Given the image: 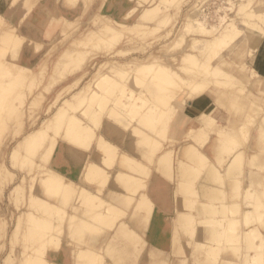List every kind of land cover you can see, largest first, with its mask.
<instances>
[{
    "label": "rangeland",
    "instance_id": "1",
    "mask_svg": "<svg viewBox=\"0 0 264 264\" xmlns=\"http://www.w3.org/2000/svg\"><path fill=\"white\" fill-rule=\"evenodd\" d=\"M68 1L67 0H47V2H46V0H0V41H1L0 42V47H2L3 45H6V43L9 42L8 41L9 39L7 40V36H6L5 33L8 32L11 29L16 31L17 33H19L23 37L20 40V42H19L20 45L18 44L19 47H16L18 45H16L15 43L14 44L16 46L12 45V44L10 45L11 49L9 51H8V49L6 50L7 51V53H6L7 55L4 57V59L7 60V59H9V57H14L15 55H20V54L22 55L21 52H23L22 60L25 61V62H28L27 65L29 67H32L31 70H32V72L34 74V75L33 74H31V75L27 74L23 70L22 71L24 73L23 76L26 77V79L23 78V81L21 80V81H18V82H13L10 85H8V82H9L8 80H7L8 82L5 81L7 79V77H6L5 80L3 79L4 80L3 82L0 81L1 82L0 86L3 85V88H4L3 90L0 89V91L2 92V93H0V99H2L4 97L2 99V101L0 100L1 101L0 105L2 104L0 106V126H1V129H0V173H1L0 174V264H11V262H12V264H21L20 261H24V260H22L23 258L21 259V257L24 254H21L20 257H19V253H21V251H23V252L25 251L24 252L25 255H30L28 257L29 260H30V257L31 258L32 257L34 258L35 256L37 257L39 252H42V250L45 249V248L47 249L45 251V255L51 256V253L53 252L51 250H52V248L54 246V245H52V243L54 244V242L57 239H58V241L61 242V244L63 243L64 245H66V247L68 246L70 249H72V255L73 256L75 255L76 251H78L79 249H83L84 247L87 248L88 245L91 246L93 253H96L95 255H97V257L102 255L101 256L102 259L98 258V260L99 259L102 260V264H111L109 262L110 258H112V260H119L120 262L122 260L121 264H187L188 261L190 263H192V264H201L200 263L201 261H202V263L205 262V264H206L207 258H209V256H210V258L208 260L209 261L211 260L210 262H212V263H209V264H219L220 258L222 256H225V255H228V254H231V256L234 258V261H235L234 264H256V263L258 264L257 260L260 261L259 259L252 260L254 258L249 259V256L252 255L254 257V256H257L260 253V254H262V255H260V257H261L260 259L264 258V247H261V246H264V245H260V244L257 243V244H254V245H250L248 247V246H246L248 243H245V238H246L247 234H246V236H244V235H245V233H246V231H247V229H248V227L250 225H253L252 227L257 226L258 227V228L256 227L257 230H259V228L262 229V226H260V223L257 224L256 221H254L256 218H254L255 215H252V213L253 212L255 213L256 209H255V207H253L254 205L252 206L250 204H252L254 202V200H255V199L252 200V197L256 193V190L259 191V196H261L262 193H260V192L264 191L263 190L264 189L263 188L264 187V182L263 183H259V184H249L250 187L252 186L251 187L252 190H254L253 188H255V190H254L255 193H253V194L251 192L252 191L251 189L248 190L247 193L248 194H252L251 198H250L249 195H248V197H247V195H245V196L241 195V194L246 193V192L243 191V189L244 188L247 189L248 185H243L242 182H241L242 179H240V177L242 178L243 175H244V173H243V165L244 164H245L244 166L247 168V170L249 169L248 170L249 177H251L250 174H251V170L252 169H255L257 173H260V172L264 173L263 167H260L261 161L264 162V153H263V151H262V153L260 151L259 155L257 156V154H255L253 152L254 151L253 150V146H251L252 143L255 140L254 139V135L255 134L257 135V132H255V131H256V127H257V125L259 123V120H262V118H264V115L262 114V113H264V34L262 32H260L258 30H255V29H253L251 27H247L246 26V27H244L242 29V33L237 38L236 42L234 44H232L227 49V51L220 52L215 57H213V55L210 54V56L206 58V59L210 60L213 57L210 60V62H209L210 66L219 64V62L222 61V58H221L222 54L225 55V58H226L227 61L232 59V60L229 61L228 64H220V66L217 67L216 70H218L220 72V74H222L224 76V78H226V81L230 80L231 82H234L236 86L233 85L234 87H232V85H230L231 82L230 83L229 82L226 83L225 79L222 78L221 75H220L221 78H219L220 76H218L217 79L214 78V79L218 80L219 82L223 81L222 85H224L225 87H222V85L219 84V85H221V87L218 86L217 87V91L218 90L221 91L220 93H222L224 91V94L226 95V97H225V95L219 93V97L220 98L222 97L221 99H223V101L220 98H218L222 102L218 100L219 102H221L220 104H218L219 102L217 101L216 106L213 109L211 115L214 118H216V119H221L220 120L221 122H219V123H221V125H224V126H225L226 122L223 121L222 119H224V118L231 119L230 120L231 123H227L225 127L230 126L231 124H233V125H231L232 126L231 129L235 130L234 134H235L236 139L239 137L237 141L235 140V137H234V140L236 141L235 144L233 143V141L231 142L230 140H229L228 144H226L227 139L224 140L223 138H221V139H223L225 141V143H224V141L220 142V144H221L220 147H222V145H223L225 148H227L228 147L227 145L230 144L229 145L230 148L226 149V150H229L233 146V145L231 146V144H234V147L231 150L235 149L234 152H236V153H237V150H238V152L241 151L240 152L241 154L237 153V154H239L237 156V155H234L235 153L232 152L231 150L228 151L229 153L232 152V153L229 154V153H226L227 152L226 150L225 151L222 150L223 151L222 152L221 149H220V151L222 152L221 155H223L224 157L223 156H221V157L217 156V158H221L220 160H222L224 158V160H226V162H227V160H229L230 157H233V156H234V158L237 157V158H235L236 160L235 159L234 160L238 161L237 159L238 158L240 159V157L242 156V158L240 160L241 161V165H240V163L239 164L237 163L239 165V167H240V168H238V170H240V171L242 170L241 173H239L241 175L238 174L239 175L238 178L240 179V180L238 179L240 181V184H239L240 186L238 184L237 185L235 184L237 186V188H238L237 193H235L236 191H232L233 193H230V196H229L230 199L233 201L231 204H233V203L236 204L237 202L239 203V204H236V205H238V208L236 207V205L235 206L234 205H230V206H232V208L236 207L234 209H237V212L239 213V214L236 213L235 211H233L232 208H230L231 209L230 213L232 212L230 214L231 215L230 218H232V214H235V217H234V215H233V217L236 218L235 220H237V221L239 220L237 224L235 223L237 221L233 222L234 225H233V223H231V220L233 221L234 218L229 219V214H227L229 205L228 206L226 205L223 208V205H225L226 199L228 198L226 195L223 198L224 195H223L222 192H220L221 195H222V199H220L221 198L220 193L218 194V192H217L218 196L215 195L213 199H210V198H212V196H210V198L209 197H205L206 198L205 199V198H203L204 196L200 193V191H197V188L199 189L200 183L202 182V178L204 177V172H206V171H204L203 173H201L200 171H203L208 166H209L208 170H210V165H211V169H213L214 168L213 164H214L215 160H213L211 157L209 159L205 157V159L207 161L205 160V162H203V161L201 162V163H204L203 164L204 167H203L202 164L199 163L201 165V167H199V165H198L197 169L200 170V168H201V170L197 171L196 169H194L195 172L192 171V172L195 173V175H196V173H199V172L200 173L197 176H195V175L192 176L191 175L192 178L190 176H188V177L191 178V179L189 178L191 183L187 182V181H189V180H187V178H186L187 181L186 180L184 181L185 177H183V179H182L181 176H179V174H178L177 165H178V161H180V160L183 161L185 164L189 165V167L195 166V168H196V166H197V164L196 165H192L191 163L189 164V160L187 159L188 160L187 161L186 157H184V156L182 157L181 151L184 150L183 148L185 147V145L188 144V143H191L200 152L203 149V146L208 141L209 137H211V134L214 133L213 131L210 130V132H209L208 130H206L207 134H208V136H207L208 139L205 142L203 141L205 139L204 138L205 136L203 138H201V140L197 139L199 141L193 140V142L192 141L188 142L187 139H184V136H180L178 140H174V139H172V137L169 136L170 135V133H169L170 132V122H172V118H169V122H167L168 124L166 126H168V127H165V125L163 124L164 126L160 125L161 127L156 126L157 128L159 127L158 129L155 128V127L148 128L144 124L146 126V128H148V131L144 130V128H142V127H144L143 123H140V120H138V119H141V117H140L141 113H146L147 112L148 108H146V106L148 105L147 107H149L148 103L145 106L141 105V103H140V107H138V110H136V112L138 111V116H137V114H135V116H134V114H132V115L130 114L129 115V114L125 113V114L119 115L118 117L114 116L115 119H112L114 117H109V118L107 117L109 114H111L110 113V111H111L110 108H112V109L115 108V106H117L119 103H120L119 107L121 105H125L126 103L129 104V102L130 103H132V102L134 103V100L132 102H131V100H129L130 99V93L132 91L133 92H135V91L138 92L139 89H141L142 91L146 90V86L143 85V83H145V81H143V80H141L139 82L137 81L138 82V83L136 82L137 86H134L136 84H135V82L133 83L131 81L133 79L130 78V77H132V73L130 71H128V74L125 73V72L123 74V72H122V76L123 77L126 76L125 77L126 80H124L125 78L121 77V74H119L120 78H119L118 74H116V75H114V74L111 75V73L109 74V71L112 70L111 72H113V67L114 66L116 67V68L114 67L115 70L119 69L120 65H121V67H123L122 69L132 70L131 68H134L133 65H136V64L138 65V64H143V63H147V62H152V59L155 60V58H156L157 63L161 64L162 66H166V67H169V68H172V69H178V66H179V63H180V57H182V55L184 53L189 51L188 53H191V54H193L195 56L197 55L198 57H200V58H198L200 61H198L196 63V65H194V66L191 65V67L189 68V70L191 69V71H190L192 73L191 75L188 74V72H189L188 70H186V72L187 71L188 72L187 73L184 72V74H187L188 76L189 75L190 76L196 75L194 77H197V78H199L198 77V74H199V76L201 78V77L205 76L204 73L210 71V66L208 67V69H206L207 68L206 64H208V63L205 62L206 61L205 57H204L205 55L203 54V52L201 53V51L198 52L200 55H198V53H197V50L202 47V45L200 44V42L198 40H201L202 44L205 43V41L206 42L210 41L211 38H213V37L217 36L218 34H220L219 31L222 30L223 26L225 25V23L227 21L234 20V21L238 22V20H239L238 17H236L234 15V13L236 14L235 11L239 8V5H242V4L244 5L245 2L247 4H249L248 3L249 1H246V0H228L229 1V3H228L227 0H181V1L178 0L179 1L178 5H177V0H172V1L168 0L169 4H167L168 1H165V3L167 2L166 3L167 5L165 3H163L164 1H161V0H74L75 3H74V1L72 2L71 0L69 2ZM159 1L161 2L162 6H163V4H165L167 7H165V5H164V7L168 8V9H165V10L162 9L164 7H161ZM173 1H175V2H173ZM250 1L251 2H250L249 5L250 6H254L255 9H258L262 5L264 6V0H250ZM174 3H176V4H174ZM155 4H157V6L159 7V8L157 7V10L159 9L158 11H155V9H156V6H154ZM247 4H245V5H247ZM152 6H154L155 9ZM82 7H85L84 8L85 10L82 11L81 10ZM150 8H151V10L153 9L155 12H157V13H153L152 14L155 17L150 14V12H151ZM226 8H229V9L232 8V9L229 10V9H226ZM145 9L146 10L149 9V10L146 11L147 13L146 12L142 13V11L145 10ZM192 9H193V11H191ZM153 10H152V12H153ZM148 11H150V12H148ZM194 12H195V14H193ZM140 13L143 14V15L141 14V17L139 16ZM148 13H149V16H148ZM191 13H192V16L189 15ZM94 15H97L96 18H95L96 20L95 19L93 20V18H92V17H94ZM196 15H198V16H196ZM12 16L14 17V19H13ZM163 16H164V18H163ZM194 16H195V18H194ZM98 17H100V18H98ZM143 17H145V18H143ZM200 17H202L203 19L200 18ZM106 18L111 20V21H113V22H117V23L120 21L119 24L120 25L122 24L124 27H131L132 25L134 26V25H138V24L142 23L143 25H145L146 28L145 29L142 28V30L140 28L138 30H136L134 28L132 30V32H130V34H129V32L127 34V32L124 31L125 28L123 29V27H120V28L118 27L120 30H122V32H125L126 34L123 33V35L118 39V42L116 41L114 45L112 44V43H114V40H113V42L111 41V45H113L112 47H109L110 46L109 45V46H105L106 48L104 47V49L102 48V52H100L101 50H98L97 51L98 53L96 52V50H94L95 52L94 51L91 52V50L96 49V47H94V46H97V47L100 46V45H98V41L95 40L97 43L94 42V41L92 43H89L90 47H89V44H87L88 45V49H87V46L84 49H82L83 48L82 47L81 48L82 50L80 49V51H82L81 53L78 52V50H77V52L80 54L79 56L77 55V52L75 51V55H77V56L73 55L74 56L73 59L74 58L76 59L78 57L79 58V60L77 58V62L78 63H80L82 61V60L80 61V58H81L80 56L83 57V55H84L83 62H81L79 65L77 64L78 66L75 67L73 61L71 62V63H73L75 68H72L73 66H69L67 64L61 65L60 67L55 68V69L52 68V67L55 66V63H56L57 59L59 58L58 56L61 53H63L65 51V49H69V50L73 49L71 47H74V46L71 43L76 44V41H75L76 39L79 40V39L82 38L80 41L84 40L83 37L87 33H89L90 31H96V32L99 31L101 26L104 24V21H105ZM186 18L188 19L187 22L185 21ZM189 18H190V21H189ZM160 19L163 21V23H164V20L168 19V21H166L164 24H162V21L160 23ZM191 19H192V21H191ZM193 19H195V21ZM182 21H183V23H182ZM123 22H126V24L123 23ZM184 22H186V23H188V22H190V23L191 22L192 23L193 22L194 23L195 22H200V24L199 23H197V24L195 23L196 27H195V24L193 23V27L192 28L194 29V27H195L197 29V27L201 25L200 28H203L202 29L203 31H201L200 29H197V31L200 30L199 32H197L199 34H195L196 33V29L193 30L192 28H190L188 30V32H186L188 34L185 33L186 35H184V39H183L184 41L182 40V42H180V41L177 42L176 38H177V36H179V34H180L179 32H181L179 30H181L183 28L182 26H184V24H185ZM73 23L75 24V26H73L74 25ZM162 25H165V26L162 28ZM239 25H240V23H239ZM151 27L152 28L158 27L160 29L157 28L158 31L156 29L157 32H155V30H154L155 28L152 29ZM217 27H219V28L217 29ZM213 28L215 29V31H214ZM240 28H241V26H240ZM150 29L153 30V31H151L153 34H150V32H149ZM205 29H207L209 31H211V29H212V31L210 32V34H212V35H210L208 33L209 36H206L205 34H207V33H206ZM30 30H32V32ZM192 30L194 31L193 33H191ZM4 31H6V32L4 33ZM137 31L138 32L140 31V34L139 33L136 34ZM142 31L146 32V33L143 34ZM189 31H191V32L189 33ZM32 33H36L37 34V36H34V37H37V40H34V38L32 36ZM200 33L201 34L203 33V35H201ZM4 35L6 37L5 38L3 37V39H6V40H1L2 36H4ZM118 35H119V32H118ZM187 38H188V40H187ZM174 40H175V44L179 45V46L175 45L176 48L173 47L174 45L172 46V43L174 44ZM178 40H179V38H178ZM193 40H195V41H193ZM197 41L199 42V44H198L199 47L196 46L197 43H198ZM202 41H204V42H202ZM252 41H253L254 44L252 43ZM2 42H4V43H2ZM191 42H192V44L196 42V44L192 45ZM9 43H8V45H9ZM77 43H79V41H77ZM92 44H93V46H92ZM70 45H71V47H70ZM83 45L85 46L86 44L84 43ZM189 45H191V47L195 46L193 48L197 47L198 49L197 48H196L197 50L196 49L195 50H191L193 48L188 49V47H190ZM14 46H15L16 50L17 49H19V50H17V51L14 50L17 53H15V54L13 53L12 54V50L14 49ZM170 46H171V48H174L175 50L170 49ZM242 46H244V47H242ZM78 47L80 48V45H78ZM167 48L170 49L171 52H170V50L167 51ZM240 49H243L242 52L244 54V57H243L244 64H242L243 68L241 67V64L235 62V60H234V58L237 55V52L239 53ZM28 50H30L31 52H28ZM69 50H66V51H69ZM74 50H73V53H74ZM10 51H11V53H9ZM82 53H83V55H82ZM152 55H153L154 58L152 57ZM248 55H249V57H247ZM69 56L68 57L66 56L67 57V58H65L66 61L69 58ZM173 57H174V60H173ZM70 59H72V58H69V61H71ZM201 59H204V60L201 61ZM217 59H220V60H217ZM108 61H110V64H108L109 63ZM158 61H160V62H158ZM106 62H108L107 65H106ZM111 62H112V64H111ZM115 62L117 63V65H116ZM164 62H165V64H164ZM201 62H205L204 65L203 64L201 65ZM67 63H70V62L67 61ZM34 64H36V65L33 67L32 65H34ZM75 64H76V62H75ZM125 64L128 67L127 66L125 67ZM108 65L111 66V67H109ZM112 65H114V66H112ZM68 66H69V70H68ZM192 66L194 68L193 71H192ZM250 66L254 70L253 72H255V73L257 72L258 73V75H259L258 78L255 75H251V74H253L251 71L249 73ZM70 67L72 68V70H70ZM202 67L204 69H206L205 72L203 71L204 69H202ZM220 67H222V69ZM73 69H75V70H73ZM109 69H111V70H109ZM3 72H4V70H3ZM214 72L215 71H213V73ZM1 73L2 72H0V74ZM13 73H15L14 70H13ZM96 73H98V74H96ZM200 74L203 75V76H201ZM15 75H17V73ZM29 75L30 76L33 75L34 77H32V79L34 78V80L31 79V81H29ZM104 75L106 77L107 76L110 77V79L106 81V84H107V82L108 83L111 82V83H109V84H107L105 86V82H103L104 83V84L102 83V85L104 87L103 89H105V88L109 89L111 92L107 93V94L110 97L113 95L112 96L113 99L112 98L110 99V97L108 98V96L105 94L107 97L105 96L106 99L103 100L104 103L101 102V104H100L104 108L101 106V111L102 112L100 113L101 115L99 116V121H97L98 123H96V120L95 121H91V125L92 126L96 125L95 126V127H97L95 129L96 134H103V136L107 140L108 144H106V143L105 144L104 143L98 144L99 142L95 141V139H94L87 149H86V147H84L82 145L80 147V146H76L75 144H72V146L75 147L74 149L78 150L79 152H82V153L84 152L83 154L82 153L79 154L80 157L83 156V158L85 157L84 154H87L86 158H88V156L90 155V152L92 151V149H94L95 152L97 154H99V155H102L101 153H103L102 156L105 158V160H107L109 158L107 160V162H108V164H111V165L114 164V162H115L114 158L116 159V154H117V149L113 150V147H115V148L118 147L119 150L122 149V151H124L125 153L129 154L130 156H132L135 160L141 162L142 166H144L145 169H146V166H147L146 170H140V169L139 170L137 169L138 171L135 170L138 173H139V171H146L144 174H148V178L147 179L145 178L146 176L144 177L143 172H142V174H143L142 176H141V174L140 175L137 174V172L134 173V172H131V171H128V170H126L124 172L126 174H131L133 177H135L137 179L143 180L142 182H144V183H146V182L148 183L150 177L153 174L158 173L156 171V169L154 168L156 166L157 159L164 153L165 154L169 153L168 155L170 157V153H171L170 160H171V166L172 167H171L170 171L172 173V179L168 175V172H166L167 174L164 173V172L163 173L160 172V175L167 176L168 178H170L171 183L172 184L174 183L173 185H174V188H175V196H176V199H177L176 200L175 216H177V215L179 216L178 213H182L184 218L186 216L187 220H189L188 221L189 223H187V227L188 226L189 227H191V226L194 227L195 228V232H194V235L191 236V237H190V233H192V229H190V228H188L190 231H188V229H187L186 230L187 232L186 231L182 232V233H181V231L179 232L178 228H177V221H176L177 219H174V221L176 222L174 224V225H176V226H174V228H176L175 231H177V232L175 233L176 235H174V239H173V246L174 247L170 251V253H168V254H165V251L163 249L150 248V244L148 242V233L144 231L147 228L146 224H148L150 215L152 213V207H151L152 204L149 203L150 201H147V200L145 201L144 200V202H146V203H144V205L146 207L148 206L149 210H151V211H148L147 214H145L147 212L148 208H144V211H145L144 215L145 216H147V215L149 216L147 221H144L142 211L141 210L140 211L137 210V208H138V206L136 207L137 204L134 205V203L137 202V198L138 197L140 198L139 193L141 192L142 189L144 190V188H145L144 194H145V196L148 194L147 197H149V193H148V191H146V187H144V186H147V185H143L142 183H141L142 185L141 184H137V188H136V185H135L134 187L136 188V191L134 190V194L130 193L132 191L131 189L125 192L123 188L126 185H124V183L122 184V182H123L122 180H121L122 182H120L119 181L120 179L115 178V174H116L117 170L119 171L117 163H115L114 166L111 167L110 169H105L106 168L105 165L104 164L102 165L103 169L106 170V172L109 174L108 175V180L110 182H108V180H107V182L105 184H103L102 182L100 184L99 181H95V180H86L85 182L89 183V181H91L89 184L93 185L94 188H96L95 190H92V191L95 194L98 192V194H100V197L105 202H108L111 205L117 206V209L119 211H122V213H120V215L122 217H119L120 216L119 214L113 213L112 216L115 217L116 220L113 221V224H112L113 226H110V228L108 226H106L104 223H102L103 225L101 223H98V224H101L102 226L101 225L97 226L98 224L94 222L93 217H92V219L90 218L93 221L87 219V220H89L88 221L89 223L87 225L90 224V228L91 229L92 228L95 229V226L98 227V229L97 228L95 229L97 231L94 230L96 233L95 232L92 233L93 230L91 232H89L91 229H88V231H85L87 228L86 229L82 228L83 229L82 230L83 231V233H82V241H80V243L79 242H75L74 239L73 240L70 239L71 237L69 236V234L67 232V229H68V226H67L68 223L67 222H68V220L70 218L69 217L70 214H73V210H71V206L69 207L67 205V206H65V208H63V205H66V204L65 203H61L62 199H60L59 197H57L55 195L50 196V195H48L47 192H46L47 193L46 194L44 192V190H43L42 184L40 183L41 178L44 177L43 172L45 170L44 166L46 165L45 164L46 162L44 163V160H43L42 156L40 155V153L43 152L46 149L47 146H49V141H51V139H53V138L57 141L56 146H55L56 150L54 149L53 154H52L53 157H54V155H58V154L62 153L66 148H68L67 145H65V143L67 144L68 142H66V141H64V140H62L60 138V134L62 133L63 128H64V123L58 124L57 122L53 121V123L54 122L55 123L53 125L50 124V126H49L50 128L47 130V136L43 139V141H41L42 142V146L37 150V153L34 156H32V157L31 156L30 157L27 156L28 159H26V160H24L25 158H23L22 160L19 158L21 161L19 159H17V161L15 163V166H13L12 159H11L12 157L11 158L9 157V156H11L10 154L13 153L11 151H13L14 149L16 150L19 147V145H20L19 143L23 140V138L25 136H27L31 132L41 128L42 126L46 125L47 122L50 123L52 121V118L54 117L53 114L56 113L57 109L59 107H61V108L65 107V102H68V104L72 105L73 100H72L71 97L75 96V93L77 91L79 92V90L81 91V89H85L84 87H86V89H87L88 86H90L88 88L89 91L94 89L97 92L102 93L103 90L102 89H101L102 91L99 90L100 87L98 86L99 87L98 88L95 83H98V81H99L98 77L99 76H100V79H101V77L102 76L104 77ZM9 77H11V76H9ZM9 77H8V79H9ZM11 79H13V77L9 79L10 80L9 83H11ZM13 80H15V78ZM32 81H33V83H32ZM5 83L7 84L6 86H5ZM139 83L140 84L142 83V84L140 85ZM116 84H117V86H116ZM132 84H134V85H132ZM225 84H228V85H225ZM102 85H101V87H102ZM139 86L141 88H139ZM243 86H244V88H243ZM19 87H21V88H19ZM133 87H137V88H133ZM14 88H15V90H14ZM120 88H122V89L124 88L123 89L124 91L122 89L120 90ZM235 88L238 89L239 93H241L239 89L241 88V91L243 89V91H242L243 94L242 93H241L242 95L237 94V90H235ZM141 90H139V91H141ZM6 91L9 94L8 93L6 94L5 93ZM234 91L236 93H233ZM120 92H121V94H118ZM228 92L230 93L231 97L233 98V101L232 100L231 101L230 100H226L228 98V96H227ZM123 93H124V96H123ZM231 93H233V94H231ZM1 94H2V96H1ZM22 94L24 95V97H23ZM110 94H112V95H110ZM126 95L129 96V98H127ZM120 96L123 97V98H121L120 101H118V104H117L116 100L118 98H120ZM125 96H126V98H124ZM236 96H237V98L239 97V99H241V97H242V100L244 102L246 101L244 106L242 105V102H238L239 104L241 103V106H240L241 108H239L238 103H237L238 106L236 105V102L239 100L237 98H234ZM209 97L211 98L212 96H209ZM4 99H6V100L4 101ZM124 99H126V100H124ZM234 99L235 100L237 99V100L234 101ZM153 100L154 99H151L150 102H152ZM167 100L169 101L168 107L167 106H163V105H161L163 103H160L157 100L156 101L158 102L159 105H161V107L163 106V109L166 110V108H167V110H168L170 108V104L173 105V106H174V104L176 105V101L178 100V97L177 98L176 97H174V98L170 97ZM224 100H226V102H224ZM242 100H240V101H242ZM105 101H108V102H105ZM115 101H116V103H115ZM227 102H229V103L226 104ZM87 103H88V100L87 101L85 100L82 104H76L75 105V103H74L73 107L76 106V108L70 107V109H69V111L74 109L73 111H70V113L72 112L73 115L79 117L84 123L87 122V117L84 115L86 117L85 118L81 114V112H83V111L85 112V110L87 111L89 109H91L90 111L92 112V108H93V111L94 110H98L97 106H99V103L98 102L96 103V101L94 102V104L90 102L92 106L89 103L87 105ZM153 103L157 104L155 102V100L153 101ZM232 103L234 105V107H233L234 111L233 112H235V107L236 106H237L236 107L237 111L241 110V109L245 110L246 107H247L246 105L248 103V107L245 110L247 113L244 110L240 111L241 113L239 111L237 112V114H236V112L232 113V111H231L232 110V106H230ZM249 103H251V106H250ZM62 104H64V105H62ZM223 104L226 107H224ZM252 104L254 105V107L256 105H258L260 108L257 107V106L255 108H253ZM67 105H66V107H67ZM90 106L92 108H90ZM126 106H127V104H126ZM119 107H117L116 109H119ZM127 107L129 109H131V107H129V106H127ZM182 107L184 108V106H182ZM108 108H109V110H108ZM121 108H122V106H121ZM180 108H181V106H180ZM254 109H256L257 111H255ZM90 111L88 113H90ZM245 113L247 115H245ZM113 114L115 115L116 113L113 112ZM15 115H16V117H15ZM230 115H234V116H230ZM14 117H15V120L13 119ZM239 118H240V121H238L239 122L238 123L237 120ZM116 119H118L117 121H119L120 123L119 122L116 123L115 122ZM189 119H190V121H192V117L191 116H189ZM97 120H98V118H97ZM129 121H130V123H128ZM146 121H147L146 123H148V119L147 118H146ZM252 121H254V122L252 123ZM136 122H139V123H136ZM242 122H243V124H241ZM198 125L199 126L201 125V127H202V124L199 123ZM3 126H4V128H3ZM239 126L242 127V128H240L242 130L241 131L242 132V138H241V136H238V135H241V132H238L239 131ZM108 127L113 128L115 130L116 135L108 136V132H107V129H106ZM134 127H136L137 129H140L141 131L144 132V135L147 134L149 137H152V134L156 135V136H154L155 140L153 139V137L150 138L151 141H149L150 139H147L148 138L147 135L146 136L143 135V137H145L146 140H148L150 143L154 144V145H149V148H150V146L151 147L153 146L151 148V150L154 148L153 150L156 151V152H154L152 150V151H150V153H148L149 150L146 151L148 149L147 146H145V144H142V142L140 144L141 146L143 145L142 147L141 146L139 147V144L136 147V144L138 143L137 140H139V143H140V140H141L140 138H143V137L142 136L140 137L137 134V133L140 134V132L139 131L137 132V130H136V134L138 136H136L134 134V132H135V130L133 129ZM164 127L168 128V129H165ZM152 128L153 129L155 128L154 131H156V134L152 131ZM251 130H253V131H251ZM151 131L153 132L152 134L150 133ZM247 131L249 133H247ZM56 132H57V134L55 135ZM195 132L196 131H193L191 133L189 132V134L193 135V133H195ZM237 132H238V135L236 134ZM130 133H133V135L130 134ZM140 135H142V134H140ZM215 136H217V135L215 134ZM49 138H51V139H49ZM216 138L220 139V137H216ZM126 139L128 140V142H127ZM221 139L219 141H221ZM261 139H263V140H260L257 145L262 147L261 150H264V137H262ZM143 140H145V139H142V141ZM146 140L143 143H145ZM58 141L60 142V144L61 143L62 144L60 145ZM125 141H126V143H123ZM148 141L146 142L147 145H148ZM257 141H258V139H257ZM158 143H159L160 146L158 145ZM222 143H224V144H222ZM199 144H201V145H199ZM95 145H96V147H95ZM218 145H219V142H218ZM237 145H239V147ZM125 146H126V148H125ZM235 146H237V147L235 148ZM59 148H61V149H59ZM104 148H106V149H104ZM59 150H60V152H59ZM107 150H108V152H107ZM119 150H118V152H119ZM224 152L226 154H228V155H226V157H225V153ZM132 153H133V155H132ZM143 153H144V155H143ZM147 154L148 155L149 154H151V155L153 154L152 156L149 155L152 161L148 160V162H147L146 161L147 159H144V158L147 157ZM79 155H77L78 158L76 157V155H74L75 159L74 158L73 159L74 160L81 159L79 157ZM142 155L145 156V157L143 158ZM248 155L253 156V157H255V156L259 157V163H256V164L251 163V165H250V163H248L247 160H246ZM150 158H148V159H150ZM260 158H261V161H260ZM262 158H263V160H262ZM10 159H11V161H10ZM155 159H156V162H155ZM27 160H28V162H27ZM74 160H72V161H74ZM72 161H68V163L72 162ZM78 161H77V163H78ZM176 161H177V164H176ZM240 161H238V162H240ZM74 162H76V161H74ZM206 164H210V165H207V167L205 168ZM64 165L67 166L65 162H64ZM224 165L222 163H219V162L216 161L215 162V166H216V170H217L216 172L223 171ZM41 166H43L44 168L41 167ZM28 169H30L31 171H29ZM212 171H215V170L213 169ZM218 174H219V172H218ZM200 176L202 178L198 179V178H200ZM79 177H81V176H79ZM195 177H196V180H195ZM219 177L221 179L220 175H219ZM218 178H216L217 180L214 179L213 183H212V181H211L212 179H211L210 180L211 182H208V185H211V186L213 185V187L214 186L221 187L222 183H220V180H219V184H218ZM179 180L180 181L182 180V182L180 183L181 186L184 184V182L188 183V184H192V186L189 185V186H191L193 188L192 191L194 190V194L197 192L196 195H192L193 193L192 194L191 193L188 194V192H190L189 191L190 188H189V190L187 192L186 199H184V200L185 201H187V199L189 200L188 202L190 203V206H189L190 208L188 207V204H189L188 202H185V203H187L186 204L187 206H185V207H180L179 206V205H181L179 198H181V196H183L185 194V193H183L181 195L178 192L179 189H181V186H180L179 189H178L179 185L177 186V183L179 184V182H180ZM215 180L217 182H214ZM57 181L59 182V184H62L64 181H66V179H65V177H61ZM68 181H70L71 183H74V187L77 190L78 189L80 190L82 188V190L85 191V190L88 189V187L84 186V184L80 183V181L76 182L74 179H69ZM118 181H119V183H118ZM138 181H140V180H138ZM92 182L93 183L95 182V183L93 184ZM198 182H200V183H198ZM214 183L215 184L217 183L220 186H217V184L214 185ZM114 184H116V185H114ZM110 185H111V187H110ZM121 185H123V188H122ZM139 185H141V187H139ZM184 185H186V184H184ZM197 185H199V186L197 187ZM14 186L15 187L17 186L19 188L21 187L20 190L21 189L22 190L19 191V188H18V190H17L18 194H17V192H15L17 187L15 189V188H13ZM186 186H188V185H186ZM107 187H109V188H107ZM223 187L224 186H222V188ZM112 188L115 189V190L112 191L113 190ZM139 188H141V189H139ZM28 189H29V191H28ZM13 190H14V192H13ZM145 191H146V193H145ZM198 192H199V194H198ZM13 193H16L15 196H14ZM72 193H74V192H72ZM72 193H71V195L69 194V196H68L69 197V199L67 201L68 204L69 203L73 204L74 203V198L78 195L76 192H75V195L72 194ZM141 193H143V192H141ZM257 194H255L254 196H256ZM28 195H29V197H28ZM35 195L37 197L39 196L40 199L42 198L45 201V202H43V203H45L44 204L45 206L52 204L51 205V206H53L51 208L52 211L49 209L50 210L49 212H51V213L48 214L47 210L42 209V208H44L43 204L36 205L35 202H33V204H31V202H32L31 198H32V196L36 197ZM72 195H73L74 198H72ZM199 195H200V197H199ZM263 195L264 194H262L261 197H263ZM126 196L129 197L128 198L129 200L128 199L127 200L130 202V203L126 202V203L129 204L128 207L126 206L127 205L126 203H123V202L122 203H120V202L117 203L118 200L123 199L122 197L126 198ZM243 196L245 198H243ZM259 196H257V197H259ZM132 197L134 199H132V201H131ZM141 197L143 198V196H141ZM261 197L258 198V199H260L259 202H258L259 205H260L261 201L262 202L264 201V200H261ZM241 198H243V199H241ZM248 198H250V199H248ZM145 199H146V197H145ZM215 199H218V201H214ZM62 201H64V200H62ZM234 201H236V202H234ZM218 202H219V206H218ZM27 203H28V205H29V203L31 204V206L29 205L30 207H28V208H27L28 205L26 206ZM185 203H184V205H185ZM207 203L209 204V206H211V204H212V207L207 206V208H206ZM146 204H148V205H146ZM200 204H202L201 205L202 210H206V211H208V213L210 211H213L212 208L215 207V206H216L215 209L222 206L223 210L225 209V211L226 210L227 211H226V213L223 211L224 212V214H223L224 217H223V216L220 215L221 213L217 212L219 209L214 210V213H210V214L214 215V217L212 216L211 220L207 219V218H210L211 216L210 215L207 216V214H205L206 211H205V213H203V214L206 215V216L204 215L203 217L205 219H207V222H209L208 220H210L211 223H212L213 220L217 221V225L215 224L213 226L211 223L207 224L206 220L201 218L202 215H200V212L197 213L199 211V208H200L199 205ZM261 204H262V207H263V203H261ZM15 205H17V206H15ZM33 205H36V208H34ZM41 205H43L42 208H40ZM191 205H194V206H191ZM259 205H257V209H258L257 212H261V210L263 212V208L259 209L260 206H261V205L260 206ZM46 207H45V209L49 208V206H48V208H46ZM76 207L79 208V206H76ZM133 207L135 208L134 211H133ZM37 208H39V210L42 209V211L44 210L43 213L45 211L47 213L46 214L45 213L44 214L41 213L42 215H40V213H39L40 211ZM57 208H60L61 211H59ZM33 209H35V211H37V213H35ZM79 209H81V212H82V208H79ZM92 209L94 210V207ZM103 209H104V207H103ZM209 209H211V210L209 211ZM246 209L249 212H252L249 215L250 216L252 215V218H254V220L251 217H249L248 219L249 220L251 219V222H249V223L248 222H243V224L244 223L245 224L244 225L243 224L240 225L241 224L240 223V220H241L240 216H241L242 212L245 211ZM136 210L138 212H136ZM194 210H197V212H196L197 215L195 214ZM96 211H97V208H96ZM200 211H201V209H200ZM27 212H30V214H33L34 218H32L33 217L32 215H31L32 217L30 215H26L27 219H25L26 217L24 216L25 215L24 213L27 214ZM132 212H133V214H132ZM202 212H204V211H202ZM202 212H201V214H202ZM215 212H216V214H215ZM257 212L255 213L256 216L258 214ZM47 214H48V216H47ZM198 214H199V216H198ZM38 215L40 217L45 215L46 219H48L49 222L47 221V223L45 224L44 221L46 219L42 217L44 224H42V222H41L42 218H41V219H38V220H40V223L37 225V222H39V221L36 220L35 217L38 218ZM49 215H50V218H47V217H49ZM62 215L64 216L65 219L62 220L61 226H58L59 225V220H61V217H63ZM29 216H30V218H29ZM195 216H197V217L196 218H192V217H195ZM236 216L237 217L239 216V217L237 218ZM51 217H52V219H51ZM96 217L97 216H95V218ZM188 217H191L192 219L191 218L188 219ZM220 217L222 219L224 218V221L220 222V220H221ZM176 218H178V217H176ZM226 218H227V220L225 221ZM257 218H258V216H257ZM30 219H35V222H34V220L32 221ZM228 219L230 220L229 222H228ZM125 220H126V222H125ZM197 220H199V221L204 220V221H202L203 223H202V225H200L201 222H199ZM17 221L19 223H16ZM244 221H245V219H244ZM96 222H99V221H96ZM141 222L142 223L146 222V224H145V226L142 224V226H144V229H142L140 232H138L139 226H141ZM227 222L230 225H233L234 229H232V230L229 229L231 227H230V225L227 224ZM119 223L121 225H119ZM191 223L194 224V225H192ZM196 223H197V225H196ZM205 223L209 227L211 226L210 229H209L208 226H206ZM1 224H2V226H1ZM198 224H199V226H198ZM204 224H205V226H204ZM45 225L47 226V228L50 227L51 229H53V231H54V227H55V230H56L54 232L52 231L54 242H52V243L51 242H47L46 243L47 245L40 238L41 237L40 235H42L41 232L43 230H47ZM87 225H84V227L87 226ZM104 225L106 226V228H105ZM221 225H222V227H221ZM235 225L237 227L240 225L241 228L239 226L238 229L239 230L243 229L242 232H241V230L239 232H238V230L235 231V229L237 228ZM121 226H124V227H121ZM129 226H131V227H129ZM212 226L214 227V229H217V230L220 229L223 232L225 231V227L224 226H226L227 229H229L230 232L226 231L227 233L229 232L226 235L222 234L223 232H221L220 234H219V232H218V234L216 233L218 236L220 235L219 236L220 238H221V234H222V238L221 239H219L218 236L214 233L215 234L214 236L215 237L217 236V237L215 239H213L212 236H211V238L213 239L212 240L210 238V236H209L211 241L209 240V238H208V240L211 243L208 240H206L205 243L203 244L202 240L200 242L199 239H197L198 238L197 235H198L199 232L206 231V228H208V230L210 231L213 228ZM215 226H217V227H215ZM233 226H232V228H233ZM263 226H264V215H263ZM42 227H44L45 229L42 228ZM56 227L57 228L60 227L61 228V229L59 228L60 231L57 230ZM125 227L127 228L128 234L129 233L131 234V235L129 234V239L130 238L134 239V241L133 240L130 241L128 239V242H124V239L122 240V238H120V237L117 238L118 230L120 228H125ZM100 228H102L101 229L102 230L101 233H99ZM222 228H224V230ZM129 229H131V230H129ZM185 229H186V227H185ZM2 231H3V234H2ZM231 231L233 233H231ZM57 232H58V234H56ZM196 232H198V233H196ZM230 233L233 236L229 235ZM133 235H135V237H133ZM223 235H225V236L229 235L230 237L228 236L227 237L228 239L224 240V239H226V237L223 236ZM241 235H242L243 238H241ZM90 236H93V237L97 236L98 240L97 241H93V240H91ZM136 236H137V238H136ZM263 236H264V234H263ZM24 238H26V239H24ZM229 238H230V240H229ZM222 239L225 242H223ZM234 239L236 241L239 240V242L237 241V243L239 245L236 243V241ZM242 239H243L245 244L243 243V241H241ZM176 240H177L178 243L176 242ZM212 241H218L221 245L218 244V242L215 243V242H212ZM198 242L200 244H202L203 247L201 245H199ZM207 242H208V244H206ZM261 242H264V239L261 240ZM48 243H51V245H48ZM94 243H96L95 245L97 246V248L92 246V245H90V244H94ZM196 243H197V245H199V246L195 245V246L198 247V250L196 249L197 251H195V247H194V244H196ZM242 243H243V245H242ZM61 244L59 246H57V252L59 250H62ZM112 245H114V248H112V250L114 249L113 251H115V252H113L111 250V248H109ZM214 245H216V246L218 245V247L215 246L216 248H213ZM244 245L246 246L247 250H244V248H245ZM200 246H201V249L199 250ZM227 246H229L230 248H228ZM243 246H244V248H243ZM252 246H253L254 249L252 248ZM105 247L107 248V250L109 249L107 251L108 255H107V253H105L106 251L102 252V251L106 250ZM224 247L225 248L227 247V248L224 250ZM234 247H237V248H234ZM55 248H56V246H55ZM115 248L119 249L117 251L118 253H120L119 254V259H118V257L116 258V256H115L116 254H114V253H117ZM212 249H213V251H211ZM232 249L234 250V253L232 252ZM238 249H240V250L237 251ZM250 249H252V250H250ZM258 249L260 251H258ZM110 250L112 251V254L114 255V257H112L113 255L110 257V255H111V251ZM109 251H110V253H109ZM210 251L213 252V253H210ZM262 251H263V253H262ZM152 252H156L158 254L154 255V254H152ZM181 252L183 254H181ZM241 252H242V254H241ZM118 253H117V256H118ZM174 253H176V255ZM203 253H204V255H203ZM237 253H240L242 256L240 254H239L240 255L239 256ZM245 253H247V254H245ZM105 254L107 255L106 257L104 256ZM192 254H193V256L191 257ZM205 254H208L207 255L208 257H206ZM215 254H217V255H215ZM245 256H247V259H246ZM25 257H27V256H25ZM103 257H104V259H103ZM145 257H147V258H145ZM150 257H153V258H150ZM28 258H26V259H28ZM204 258L206 259V261H204ZM5 259H6V261H5ZM26 259H25V261H28ZM8 260H9V262H8ZM112 260H110V261H112ZM145 260H146V262H145ZM119 261H117V262H119ZM209 261H207V264H208ZM28 262H30V261H28ZM28 262H26V264H29ZM114 263H116V261ZM114 263H112V264H114ZM24 264H25V262H24ZM30 264H32V262H30Z\"/></svg>",
    "mask_w": 264,
    "mask_h": 264
},
{
    "label": "bare ground",
    "instance_id": "2",
    "mask_svg": "<svg viewBox=\"0 0 264 264\" xmlns=\"http://www.w3.org/2000/svg\"><path fill=\"white\" fill-rule=\"evenodd\" d=\"M68 1V0H67ZM70 1V0H69ZM68 1V2H69ZM72 2L74 1V0H71ZM161 1H164L163 3H165V1H168V0H161ZM172 1V0H171ZM181 1V0H180ZM228 1V0H227ZM246 1H249L248 3L250 4V0H246ZM12 2V1H11ZM46 2H47V0H46ZM133 2V1H132ZM160 2V1H159ZM173 2H175V1H173ZM172 2V3H173ZM51 3V2H50ZM74 3H75V1H74ZM167 3V2H166ZM165 3V4H166ZM171 3V4H172ZM178 3H179V1L177 0V5H178ZM228 3H229V1H228ZM43 4V3H42ZM158 4V3H157ZM157 4H155L154 6H156V9H155V7L154 6H152V7H154V9H155V11H158L157 10ZM165 4H163V6H162V4H161V2H160V5H161V7H164V5ZM167 4H169V1H168V3ZM166 4V5H167ZM170 4V5H171ZM174 4H176V3H174ZM231 4V3H230ZM245 4H247L246 2H245ZM239 5V8L235 11L236 12V14L234 13V15L236 16V17H238V22L237 21H234V20H230V21H227L226 23H225V25L223 26V28H222V30L221 31H219V33L220 34H218L217 36H215V37H213V38H211V40L210 41H205V43H201V40H198L199 42H200V44L202 45V47L201 48H193V47H195V46H193V47H191V45H189L190 47H188V49H190V48H193V49H191V50H197V53L198 52H200L201 51V53L203 52V54L205 55L204 57H205V62H207L208 64H206V69H208V67L210 66V64H209V62H210V60L213 58V57H215V56H217L220 52H225V51H227V49L232 45V44H234L235 42H236V40H237V38L240 36V34L242 33V29L244 28V27H251V28H253V29H255V30H258V31H260V32H262L263 34H264V6L262 5V6H260L258 9H255V7L254 6H250L249 4H247V5ZM165 5V7H167ZM237 5V6H238ZM38 6V5H37ZM48 6V5H47ZM42 7V6H41ZM46 7V6H45ZM52 7V6H51ZM162 8V9H168V8ZM201 7V6H200ZM232 7V6H231ZM47 8V7H46ZM85 7H82V11L83 10H85L84 9ZM129 8V7H128ZM159 8V7H158ZM48 9V8H47ZM200 9V8H199ZM226 9H229V8H226ZM232 9V8H231ZM231 9H229V10H231ZM49 10V9H48ZM54 10V9H53ZM52 10V11H53ZM147 10H149V9H147ZM146 9L145 10H143L142 11V13L143 12H146L147 11ZM153 10V9H152ZM152 10H151V8H150V11H148V12H150V14L152 15L153 13H157V12H155L154 10H153V12H152ZM195 10V9H194ZM228 10V11H229ZM191 11H193V9L191 10ZM38 12V11H37ZM124 12V11H123ZM53 13V12H52ZM55 13V12H54ZM63 13V12H62ZM99 13V12H98ZM142 13H140V17H141V14ZM147 13V12H146ZM24 14V13H23ZM59 14V13H58ZM132 14V13H131ZM130 14V15H131ZM193 14H195V12L193 13ZM197 14V13H196ZM51 15V14H50ZM49 15V16H50ZM143 15V14H142ZM176 15V14H175ZM190 16H192V13L191 14H189ZM37 16V15H36ZM96 16L97 15H94V17H92L93 18V20L96 18ZM100 16V15H99ZM117 16V15H116ZM148 16H149V13H148ZM147 16V17H148ZM152 16H154V15H152ZM189 16V17H190ZM196 16H198V15H196ZM200 16V15H199ZM10 17V16H9ZM13 17V16H12ZM54 17V16H53ZM52 17V18H53ZM133 17V16H132ZM155 17V16H154ZM188 17V16H187ZM98 18H100V17H98ZM115 18V17H114ZM117 18V17H116ZM143 18H145V17H143ZM153 18V17H152ZM163 18H164V16H163ZM162 18V19H163ZM194 18H195V16H194ZM200 18H202V17H200ZM220 18V17H219ZM11 19V18H10ZM13 19H14V17H13ZM103 19V18H102ZM169 19V18H168ZM168 19L167 20H164V23L166 22V21H168ZM203 19V18H202ZM205 19V18H204ZM222 19V18H221ZM96 20V19H95ZM194 21H195V19H193ZM127 21V20H126ZM151 21V20H150ZM149 21V22H150ZM161 19H160V23H161ZM186 22L188 21V19L186 18V20H185ZM189 21H190V18H189ZM191 21H192V19H191ZM220 21V20H219ZM120 22V21H119ZM119 22L117 23V22H113V21H111V20H109V19H105V21H104V24L101 26V28L99 29V31H90L89 33H87L84 37H83V39L84 40H82V41H80L81 39H76L75 41H76V44H74V43H71L74 47H71V45H70V47L71 48H73L72 50L70 49H65V51L63 52V53H61L58 57V59H57V61H56V63H55V66L54 67H52L53 69H55V68H58V67H60L61 65H64V64H67V65H69V66H73L72 68H75L76 66H78L81 62H83V60H84V55H83V53H82V55H83V57L82 56H80L81 58H80V63H78L77 62V58L74 60L73 59V57L74 56H79L80 54L78 53V52H82V51H80V49L82 48V49H84V48H86V46H87V49H88V45L87 44H89V43H92L93 41L94 42H96V41H98V45H100L99 47H97V46H94V47H96V49H93V50H91V52H93L94 50H96V52L98 51V50H101L100 52H102V48L104 49V47L105 46H109V47H112L114 44H115V42L117 41L118 42V39L123 35V33L124 34H126L125 32H127V34H128V32H129V34H130V32H132V30L135 28L136 30H138L139 28L142 30V28L143 29H145L146 27H145V25H143L142 23L141 24H138V25H132L131 27H124L122 24L120 25L119 24ZM186 22H184L185 24H184V26H182L183 28L181 29V30H179V31H181V32H179L180 34H179V36H177V38H176V41L178 42V41H180V42H182V40L184 39V35H186V34H188V33H186V32H188V30L190 29V28H192L193 27V23L191 22H188V23H186ZM76 23V22H75ZM123 23H125L126 24V22H123ZM128 23V22H127ZM159 23V22H158ZM163 23V21H162V24H164ZM182 23H183V21H182ZM196 24L197 23H199L200 24V22H195ZM194 23V24H195ZM202 23V22H201ZM239 23H240V25H239ZM74 24V23H73ZM92 24V23H91ZM130 24V23H129ZM196 24H195V27H196ZM220 24V23H219ZM159 25V24H158ZM166 25V24H165ZM165 25H162V28L165 26ZM183 25V24H182ZM73 26H75V24L73 25ZM161 26V25H160ZM201 26V25H200ZM200 26H198L197 27V29H200L201 31H203L202 29L203 28H200ZM240 26H241V28H240ZM12 27V26H11ZM22 27V26H21ZM24 27V26H23ZM30 27V26H29ZM120 27H123V29H124V31L125 32H122V30H120L119 28ZM159 27V26H158ZM158 27H154V28H152V29H154L155 30V32H157L158 31V29H160V28H158ZM194 27V29H196ZM203 27V26H202ZM211 27V26H210ZM158 28V29H157ZM219 27H217V29H218ZM25 29V28H24ZM152 29H150L149 30V32H150V34H153L151 31H153ZM156 29H157V31H156ZM193 29V28H192ZM193 29V30H194ZM197 29H196V33L195 34H199V33H197V32H199V31H197ZM210 29V28H209ZM214 29V28H213ZM28 30V29H27ZM26 30V31H27ZM192 30V32L191 31H189V33L191 32V33H193L194 31ZM31 32H32V30H30ZM205 31H206V33L207 34H205L206 36H209L208 35V33L210 34V32L212 31V29H211V31H209V30H207V29H205ZM214 31H215V29H214ZM6 31H4V33H5ZM118 32H119V35H118ZM143 32V31H142ZM148 32V33H149ZM170 32V31H169ZM3 33V34H4ZM137 33H139L140 34V31L138 32H136V34ZM146 32H143V34H145ZM147 33V34H148ZM186 33V34H185ZM204 33V32H203ZM203 33L201 34V35H203ZM6 34V36H7V40L10 42H8L9 43V45H8V43H6V45H3L2 47H0V72H2L1 74H0V81H4L5 79H6V77H7V79L5 80V81H9L10 82V78H12L13 77V79L15 78V80H13V79H11V83H9L8 81V85H10V84H12L13 82H18V81H23V78H25L26 79V77H24L23 75H24V73L22 72L23 70H24V72L25 73H27V74H33V72H32V70H31V68L32 67H29L28 65H27V63L28 62H25V61H23L22 60V55H23V52H21L22 53V55L20 54V55H15L14 57H9V59H7V60H5L4 59V57L7 55L6 53H7V49H8V51L11 49L10 47V45L12 44V45H20V40L23 38L19 33H17L16 31H14V30H9L8 32H6L5 33ZM142 34V35H143ZM178 35V34H177ZM210 35H212V34H210ZM5 35L4 36H2V39L1 40H6V39H3V37L5 38L6 37ZM32 36H33V38H34V40H37V37H34V36H37V34L36 33H32ZM141 36V35H140ZM163 36V35H162ZM188 36V35H187ZM142 37V36H141ZM146 38V37H145ZM158 38V37H157ZM178 38H179V40H178ZM155 39V38H154ZM58 40V39H57ZM96 40V41H95ZM113 40H114V43H112L113 45H111V41L113 42ZM187 40H188V38H187ZM203 40V39H202ZM77 41H79V43H77ZM110 41V42H109ZM158 41V40H157ZM184 41V40H183ZM193 41H195V40H193ZM192 41V42H193ZM197 41V42H198ZM1 42V41H0ZM59 42V41H58ZM83 42V43H82ZM176 42V43H177ZM192 42H191V44H192ZM199 42L197 43V45L196 46H198V44H199ZM202 42H204V41H202ZM248 42V41H247ZM2 43H4V42H2ZM15 43V44H14ZM86 44L85 46L83 45V44ZM97 43V42H96ZM110 43V44H109ZM252 43H253V41H252ZM33 44V43H32ZM51 44V43H50ZM58 44V43H57ZM108 44V45H107ZM180 44V43H179ZM196 44V42L195 43H193L192 45H195ZM246 44V43H245ZM254 44V43H253ZM15 45V46H16ZM19 45L18 46H16V47H19ZM78 45H80V48L78 47ZM174 45V46H173ZM179 46V45H177V44H175V40H174V44L172 43V46L174 47V48H176V46ZM249 45V44H248ZM15 46H14V49L12 50V54L14 53H17L16 51L17 50H19V49H15ZM92 46H93V44H92ZM103 46V47H102ZM13 47V46H12ZM89 47H90V44H89ZM93 47V48H94ZM108 47V48H109ZM199 47V46H198ZM242 47H244V46H242ZM78 48V49H77ZM106 48V47H105ZM107 48V49H108ZM174 48H171V46H170V49H173V50H175ZM32 49V48H31ZM75 49V50H74ZM81 49V50H82ZM90 49V48H89ZM170 49H168L167 48V51H169ZM249 49V48H248ZM256 49V48H255ZM14 50H16V51H14ZM66 50H69V51H66ZM73 50H74V53H73ZM77 50H78V52H77ZM138 50V49H137ZM23 51V50H22ZM75 51L77 52V55H75ZM166 51V50H165ZM243 49H240L239 50V53L237 52V55H236V57L234 58V60H235V62H237V63H239V64H241V67H242V64H244V62H243V57H244V54H243ZM28 52H31L30 50H28ZM90 52V51H89ZM95 52V51H94ZM118 52V51H117ZM120 52V51H119ZM126 52V51H125ZM164 52V51H163ZM170 52H171V50H170ZM189 52V51H188ZM188 52H186V53H184L183 55H182V57H180V63H179V66H178V69H172V68H169V67H166V66H162L161 64H159V63H157V60H156V58H155V60H153L152 58V62H147V63H143V64H136L135 62V64L136 65H133V67L134 68H131L132 70H129V69H122L123 67H121V65H120V68L119 69H114V65H112V66H114L113 67V72H111L112 70V68L111 69H109V70H111V71H109V74L111 73V75H116V74H118V76H119V74H121V77H123L122 76V72H123V74H124V72L125 73H127L128 74V71H130L131 73H132V77H130V78H132L133 80H131L133 83L135 82V84H136V82L138 81H141V80H143V81H145V83H143V85H145L146 86V90L145 91H142L141 89H139V90H141V91H139L138 90V92H131L130 93V99L129 100H131V102L134 100V103L132 102V103H130L129 102V104L128 103H126L127 104V106H129V107H131V109H129L127 106H126V104L125 105H121L122 106V108H121V106L119 107V104H118V101H120V99L121 98H123V97H121L120 96V98H118L116 101H117V106H115V108H110L111 109V111H110V113L111 114H109L108 112V114L110 115H108L107 117L109 118V117H114V116H116V117H118L119 115H122V114H125V113H127V114H134V116H135V114H137V116H138V111L136 112V110H138V107H140V103H141V105H146L147 103L149 104V107H147L146 106V108H148V110H147V112L146 113H141V115H140V117H141V119H138V120H140V123H143V125L145 124L148 128H150V127H155V128H157L156 126H159V127H161L160 125H165V127H168V126H166L168 123L167 122H169V118H172V122H170V127H171V124L173 123V121L175 120V118H176V116L178 115V113L180 112V111H183V112H185V114L189 117V116H191L192 117V121H191V124L189 125V127L187 128V130H186V132H185V136H184V139H187L188 140V142L189 141H192L193 142V140H197V139H200L201 140V138H203L204 136V142L208 139V134H207V131L206 130H208L209 132H210V130L211 131H213L214 133L213 134H211V137H209V139H208V141L206 142V144L203 146V149H205L206 150V152H202V151H200L199 152V150H197L196 149V147L194 146V145H192L191 143H188V144H186L185 145V147L183 148L184 150L183 151H181V155H182V157L184 156V157H186V160L188 159L189 160V164L191 163L192 165H196L197 164V166H196V168H195V166H191V167H189V165H187V164H185L183 161H178V165H177V170H178V174H179V176H181V178L183 179V177H185V179H184V181L186 180V178H187V180H189V181H187V182H189V183H191L190 182V179L192 178L191 177V175L192 176H194L195 175V170L194 169H196L197 171H200L201 170V168H200V170H198L197 169V167H198V165H199V167H201V165L200 164H204V163H201L202 161L203 162H205V157L206 158H212L213 160H215V162L217 161V162H219V163H222L223 165H224V167H223V172L224 173H221L220 174V172H219V174H218V172H216L217 170H216V168H215V162H214V164H213V169L215 170V171H212L213 169H211V165L210 164H206L205 165V168L207 167V165H210V170H208L209 168V166L206 168V169H204L203 171H200L201 173H203L204 171H206V172H204V177L202 178L201 176H200V178H198V179H201L202 178V182L200 183V182H198V183H200V187H199V189L197 188V191H200V193L204 196L203 198H205V197H209L210 198V196H212V198H210V199H213L214 198V196L215 195H217L218 196V194L220 193V192H222L223 193V198L225 197V195L227 196L228 195V193L229 192H231V193H233L232 191H236L235 193H237V190H238V188H237V184L239 185L240 184V179L238 180L236 177H238L239 175H241V174H239V173H241V171L240 170H238V168H240L239 167V163H240V165H241V158H242V156L240 157V159L238 158L237 160L238 161H240V162H238V161H235L236 159L235 158H237V157H235L234 158V156L233 157H230L229 158V160H227V162H226V160H224V158L222 159V160H220L221 158H217V156H219V157H221V156H223V155H221L222 154V152L223 151H225L227 148H230V144L229 145H225L227 148H225L223 145H222V147H220L221 146V144H220V142H222V141H224V140H226L227 139V141H226V144H228V142H229V140L232 142L233 141V143L235 144L236 143V141L238 140V138L236 139V137H235V130H232L231 128H232V126L231 125H233V124H231L230 126H227V127H225L226 126V124L227 123H231V119H226V118H224V119H222L223 121H225L226 122V124H225V126L224 125H221V123H219V122H221L220 120L221 119H216V118H214L212 115H211V113H212V111H213V109L215 108V106H216V103H217V101L219 100L218 98H220L219 97V93L221 92V91H217V87L218 86H220L221 87V85H222V82L223 81H218V80H216L217 78H218V76H222V78H224V76L222 75V74H220V72L218 71V70H216V68L217 67H219L220 66V64H228L229 63V61L230 60H232V59H230L229 61H227L226 60V58H225V55H223L222 54V56H221V58H222V61H220L219 62V64H217V65H212V66H210V73L209 72H206V73H204V75L205 76H203V75H201V76H203V77H201L200 78V76H199V74H198V77L200 78H197V77H194V76H196V75H192V76H190L192 73L190 72L191 71V69L189 70V68L191 67V65H196V63L198 62V61H200L198 58H200V57H198L197 55L195 56V55H193V54H191V53H188ZM252 52V51H251ZM9 53H11V51L9 52ZM8 53V54H9ZM71 53V54H70ZM98 53V52H97ZM107 53V52H106ZM122 53V52H121ZM196 53V54H197ZM247 53V52H246ZM95 54V53H94ZM120 54V53H119ZM127 54V53H126ZM202 54V55H203ZM210 54L211 55H213V57L210 59V60H208V59H206L207 57H209L210 56ZM68 57L69 55V58H72V59H70L71 61H69V58L67 59V61L68 62H72L73 61V63H74V65H75V67H74V65H73V63H67V61H66V59L65 58H67L66 56ZM74 55V56H73ZM86 55V54H85ZM93 55V54H92ZM100 55V54H99ZM198 55H200L199 53H198ZM21 56V57H20ZM91 57V56H90ZM152 57H153V55H152ZM177 57V56H176ZM203 57V58H204ZM220 57V56H219ZM247 57H249V55L247 56ZM149 58V57H148ZM154 58V57H153ZM161 59V58H160ZM159 59V60H160ZM171 59V58H170ZM78 60H79V58H78ZM146 60V59H145ZM173 60H174V57H173ZM204 59H201V61H203ZM216 60V59H215ZM217 60H220V59H217ZM136 61V60H135ZM155 61V62H154ZM75 62H76V64H75ZM109 62V63H108ZM108 62H106V65H107V63L108 64H110V61H108ZM158 62H160V61H158ZM205 62H201V65L203 64L204 65V63ZM216 62V61H215ZM116 63V62H115ZM200 63V62H199ZM78 64V65H77ZM111 64H112V62H111ZM164 64H165V62H164ZM173 64V63H172ZM175 64V63H174ZM216 64V63H215ZM36 64H34V65H32L33 67L35 66ZM103 65V64H102ZM101 65V66H102ZM116 65H117V63H116ZM118 65V66H119ZM130 65V64H129ZM198 65V64H197ZM69 66H68V70H69ZM104 66V65H103ZM109 66V65H108ZM127 65L125 64V67H126ZM193 66H192V71H193ZM10 67V68H9ZM109 67H111V66H109ZM128 67V66H127ZM201 67V66H200ZM13 68V69H12ZM72 68L70 67V70H72ZM102 68V67H101ZM116 68V67H115ZM221 69H222V67H220ZM243 68V67H242ZM108 69V68H107ZM106 69V70H107ZM202 69H204L203 67H202ZM201 69V70H202ZM206 69H204L203 71L205 72L206 71ZM3 70H4V72H3ZM13 70H14V72L15 73H13ZM73 70H75V69H73ZM186 70H188L187 72H188V74H190L189 76L187 75V74H184V72L185 73H187L186 72ZM228 70V69H227ZM212 71V72H211ZM213 71H215L214 73H213ZM224 71V70H223ZM229 71V70H228ZM250 71L253 73V74H251V75H255V76H257V78L259 77V75H258V73L256 72H253L254 70L252 69V67L250 66V70H249V73H250ZM12 72V73H11ZM202 72V71H201ZM226 72V71H225ZM9 75H8V74ZM12 75H11V74ZM17 73V75H15ZM100 73V72H99ZM7 74V75H6ZM15 76H14V75ZM96 74H98V73H96ZM126 74V75H127ZM4 75V76H3ZM29 75V81H31V79H32V77H34L33 75L32 76H30ZM187 75V76H186ZM9 76H11V77H9ZM23 76V77H22ZM125 76V75H124ZM149 76V77H148ZM221 76L219 77V78H221ZM3 77V78H2ZM8 77H9V79H8ZM126 77V76H125ZM125 77H123V78H125ZM129 77V76H128ZM127 77V78H128ZM234 77V76H233ZM118 78V77H117ZM119 78H120V76H119ZM214 78H216V79H214ZM4 79V80H3ZM110 79V77H106L105 75H104V77L102 76L101 77V79H100V76L98 77V83H95L96 84V86L99 88V90H101L102 91V93H100V92H97L96 90H94V89H92V90H88V88L90 87V86H88V88L86 89V87H84L85 89H81V91L79 90V92L77 91L76 93H75V96H73V97H71L72 98V100H73V103H72V105L71 104H68V102H65V107H59L58 109H57V111H56V113H54L53 115H54V117L52 118V121L50 122V123H48L47 122V124L46 125H44V126H42L41 128H39V129H37V130H35V131H33V132H31L30 134H28L27 136H25L24 138H23V140L19 143L20 145H19V147L15 150H13V151H11V152H13V153H11L10 155L11 156H9L11 159H12V163H13V166H15V163H16V161H17V159H23V158H25L24 160H26V159H28L27 158V156H34L36 153H37V150L42 146V142L41 141H43V139L47 136V130L50 128L49 126H50V124L51 125H53L55 122H57L58 124H62V123H64V128H63V131H62V133L60 134V138L62 139V140H64V141H66V142H68L67 144L65 143V145H67V147L68 148H66L65 149V151H63V153H64V155H61V156H59V155H54V157L52 156V154H53V151H54V149H55V146H56V143H57V141L53 138V139H51V138H49V139H51V141H49V146H47L46 147V149L43 151V152H41L40 153V155L42 156V158H43V160H44V163L46 164L44 167H45V170H44V172H43V174H44V177H42L41 178V180H40V183L42 184V187H43V190H44V192L46 193H48V195H50V196H52V195H55V196H57V197H59L60 199H62V200H64V201H62L61 200V203H65L66 205H63V208H65V206H71V210H73V214H70V218H69V220H68V229H67V232H68V234H69V236L71 237L70 239H74V241L75 242H79L80 243V241H82V233H83V229L82 228H87L85 231H88V229H91L90 228V224L89 225H87L89 222V220H91L92 219V217H93V220H94V222L95 223H104L106 226H108L109 228H110V226H113L112 224H113V221H115L116 220V218L115 217H113L112 216V214L113 213H116V214H119L120 215V213H122V211H119L118 209H117V206H115V205H111V204H109L108 202H105L101 197H100V194H98V192L95 194L92 190H95L96 188H94V186L93 185H90L89 183L91 182V181H89V183L87 182H85L86 180H95V181H99V183L101 184V182L103 183V184H105L106 182H107V180H108V173L106 172V170H104L103 169V167H102V165L104 164L105 165V169H110L111 167H113L114 166V164L115 163H117V166H118V169H119V171L117 170V172H116V174H115V178H118V179H120L119 181L120 182H122V184L124 183V185H126V186H124V188H123V185H121L122 186V188L124 189V191L126 192V191H128V190H132L130 193H133L134 194V190L136 191V188H137V184H143V185H147V186H144V187H146V191H148V193H150L149 192V183H144V182H142L143 180H141V179H137V178H135V177H133L131 174H126V173H124L126 170H128V171H131V172H137L139 169L140 170H146L147 169V166H146V169L144 168V166H142V163L141 162H139V161H137V160H135L132 156H130L129 154H127V153H125L124 151H122V149H120L119 150V148L117 147V148H115V147H113V150H116L117 149V154H116V159L114 158V160H115V162H114V164H108V162H107V160L109 159H107V160H105V158L102 156L103 155V153H101L102 155H99V154H97L96 152H95V150L94 149H92V151L90 152V155L88 156V158H86V155L87 154H84V158H83V156L82 157H80V155L79 154H81L82 152H79L78 150H76V149H74L75 147H73L72 146V144H75L76 146H80L81 147V145L82 146H84V147H86V149L89 147V145L91 144V142L95 139V141H97V142H99L98 144H100V143H106V144H108V142H107V140L104 138V136H103V134H96V132H95V129L97 128V127H95L96 125H91V121H95L96 120V123H98L97 121H99V116L101 115L100 113L102 112L101 111V106L102 105H100L101 104V102H103L104 103V99H106L105 98V96L107 95L108 96V94L107 93H110L111 91L109 90V89H107V88H105V89H103L104 87H103V85H102V83L103 82H105V86L107 85V84H109V83H111V82H107V84H106V81L107 80H109ZM225 79V81H226V78H224ZM223 79V80H224ZM13 80V81H12ZM32 80H34V78L32 79ZM112 80V79H111ZM123 80V79H122ZM124 80H126V78L124 79ZM228 80V79H227ZM97 81V80H96ZM130 81V82H131ZM142 81V82H143ZM240 81V80H239ZM137 82V83H138ZM227 82H231L230 80H228V81H226V83ZM1 83V82H0ZM32 83H33V81H32ZM228 83V84H229ZM99 84V85H98ZM102 85V87H101V85ZM104 84V83H103ZM113 84V83H112ZM115 84V83H114ZM130 84V83H129ZM140 84V83H139ZM142 84V83H141ZM140 84V85H141ZM219 84H221V85H219ZM224 84V83H223ZM228 84H225V85H228ZM7 84L5 83V86H6ZM33 85V84H32ZM111 85V84H110ZM132 85H134V84H132ZM142 85V86H143ZM230 85H232V87H234V86H236L235 85V83L234 82H231L230 83ZM229 85V86H230ZM234 85V86H233ZM4 86V87H5ZM13 86V85H12ZM28 86V85H27ZM109 86V85H108ZM116 86H117V84H116ZM119 86V85H118ZM131 86V85H130ZM134 86H137V84L136 85H134ZM17 87V86H16ZM184 87V88H183ZM222 87H225L224 85H222ZM231 87V86H230ZM19 88H21V87H19ZM116 88V87H115ZM133 88H137V87H133ZM139 88H141L140 86H139ZM229 88V87H228ZM243 88H244V86H243ZM0 89H4L3 88V85L2 86H0ZM122 88H120V90H121ZM124 89V88H123ZM122 89V90H123ZM14 90H15V88H14ZM235 90H237V94H240V95H242L243 93H242V91H243V89H242V91H241V88L239 89L240 90V92L242 93H239L238 92V89H236L235 88ZM245 90V89H244ZM118 91V90H117ZM124 91V90H123ZM223 91V90H222ZM231 91V90H230ZM119 92V91H118ZM232 92V91H231ZM0 93H2L1 91H0ZM6 94L8 93L7 91L5 92ZM233 93H236L235 91L233 92ZM233 93H231V94H233ZM9 94V93H8ZM106 94V95H105ZM118 94H121V92L120 93H118ZM220 94H223V95H225L224 94V91L222 92V93H220ZM21 95V94H20ZM23 95V94H22ZM110 95H112V94H110ZM202 95H208V96H212L211 97V104L209 105V107L207 108V110H205V111H201V112H196V111H194V110H192L191 109V107H190V105H189V101H191V100H196V99H198V98H200ZM1 96H2V94H1ZM4 96V95H3ZM106 96V97H107ZM113 96V95H112ZM112 96L110 97V96H108V98L110 97V99L112 98ZM123 96H124V93H123ZM127 96V95H126ZM126 96L124 97V98H126ZM227 96H228V98L226 99V100H232L233 101V98L231 97V95H230V93L228 92V94H227ZM233 96V95H232ZM23 97H24V95H23ZM132 97V98H131ZM134 97V98H133ZM174 98V97H178V100L176 101V105L174 104V106L173 105H171L170 104V108L167 110V108H166V110L165 109H163V106H167L168 107V104H169V101L167 100V99H169V98ZM224 97V96H223ZM225 97H226V95H225ZM2 98V97H1ZM4 98V97H3ZM2 98V99H3ZM7 98V97H6ZM127 98H129V96H127ZM154 99L155 100V102L157 103V104H154L153 103V101L152 102H150V100L151 99ZM222 98V97H221ZM220 98V99H221ZM234 98H237V96L236 97H234ZM2 99H0L1 101H2ZM113 99V98H112ZM237 99H239V97L237 98ZM236 99V100H237ZM246 99V98H245ZM6 99H4V101H5ZM87 101L88 100V103L91 105V103H93L94 104V102L96 101V103L98 102L99 103V106H97V108H98V110H94L93 111V108L90 106V108H92V112L90 111L91 109H89V110H85V112L83 111V112H81V114L84 116H86L87 117V122H83L79 117H77V116H75V115H73L72 114V112L70 113V111H73V110H70L69 111V109H70V107H73V104L75 103V105L76 104H82L84 101ZM124 100H126V99H124ZM160 102V103H163V104H161V105H163L162 107H161V105H159L158 104V102ZM222 101H223V99H221ZM221 100H219V101H221ZM226 100H224V102H226ZM235 99H234V101H236ZM240 100H242V97H241V99H239L237 102H236V105H237V103L238 102H242V105L244 106V104H245V102L242 100V101H240ZM263 100V99H262ZM0 101V102H1ZM109 101V100H108ZM108 101H105V102H108ZM116 101H115V103H116ZM218 101V102H219ZM221 101V102H222ZM91 102V103H90ZM150 102V103H149ZM221 102H219L218 104H220ZM249 102V101H248ZM5 103V102H4ZM88 103H87V105H88ZM95 103V104H96ZM110 103V102H109ZM114 103V102H113ZM229 102H227L226 104H228ZM231 103V102H230ZM252 103V102H251ZM251 103H249L250 104V106H251ZM68 104V105H67ZM235 104V103H234ZM2 105V104H1ZM0 105V106H1ZM62 105H64V104H62ZM66 105H67V107H66ZM230 105V104H229ZM235 105V106H236ZM238 105H239V108H241L240 106H241V103L239 104L238 103ZM237 105V106H238ZM256 105V104H255ZM80 106V105H79ZM105 106V105H104ZM180 106H181V108H180ZM182 106H184V108L182 107ZM221 106V105H220ZM223 106H224V104H223ZM222 106V107H223ZM230 106H232V113H235L236 112V114H237V112L239 111H243L242 109L241 110H236V107H235V112H233L234 110H233V107H234V105H233V103L230 105ZM247 107H248V103H247V105H246ZM257 107H259L258 105H256ZM255 106V107H256ZM69 107V108H68ZM78 107V106H77ZM103 107V106H102ZM113 107V106H112ZM117 107H119V109H116ZM224 107H226V106H224ZM223 107V108H224ZM247 107H246V109H247ZM252 107L253 108H255L254 107V105L252 104ZM73 108H76V106H74ZM104 108V107H103ZM102 108V109H103ZM206 108V107H205ZM231 108V107H230ZM250 108V107H249ZM252 108V109H253ZM260 108V107H259ZM2 109V108H1ZM85 109V108H84ZM83 109V110H84ZM100 109V110H99ZM227 109V108H226ZM245 109V110H246ZM104 110V109H103ZM108 110H109V108H108ZM143 110V109H142ZM145 110V109H144ZM244 110V111H245ZM251 110V109H250ZM255 111H257L256 109H254ZM260 110V109H259ZM258 110V111H259ZM90 111V113H88ZM114 113H116L115 115L113 114V112ZM246 112V111H245ZM254 112V111H253ZM261 112V111H260ZM85 113V114H84ZM241 113V112H240ZM247 113V112H246ZM245 113V115H247ZM239 114V113H238ZM244 114V113H243ZM263 115H264V113H262ZM241 115V114H240ZM84 116V117H85ZM125 116V115H124ZM230 116H234V115H230ZM244 116V115H243ZM15 117H16V115H15ZM15 117L13 118L14 120H15ZM85 117V118H86ZM121 117V116H120ZM126 117V116H125ZM133 117V116H132ZM131 117V118H132ZM249 117V116H248ZM97 118H98V120H97ZM127 118V117H126ZM146 118L148 119V123H146L147 121H146ZM244 118V117H243ZM112 119H115V117L114 118H112ZM121 119V118H120ZM134 119V118H133ZM261 119V118H260ZM118 119H116L115 120V122L116 123H118L119 121H117ZM137 120V119H136ZM135 120V121H136ZM248 120V119H247ZM50 121V120H49ZM53 121H55L54 123H53ZM238 121H240V118L237 120V122ZM245 122V121H244ZM254 121H252V123H253ZM258 122V121H257ZM56 123V124H57ZM120 123V122H119ZM128 123H130V121L128 122ZM136 123H139V122H136ZM202 124V127L204 128H202L201 127V125L199 126L198 124ZM234 123V122H233ZM239 123V122H238ZM5 124V123H4ZM241 124H243V122L241 123ZM251 124V123H250ZM120 125V124H119ZM140 125V124H139ZM144 125V127H142V128H144V130H147L148 131V128H146V126ZM163 125V126H164ZM5 126V125H4ZM4 126H3V128H4ZM243 126V125H242ZM247 126V125H246ZM7 127V126H6ZM52 127V126H51ZM59 127V126H58ZM61 127V126H60ZM158 127V128H159ZM164 127V128H165ZM245 127V126H244ZM249 127V126H248ZM154 128V129H155ZM157 128V129H158ZM240 128H242L241 126H239V131L238 132H241L242 130L240 129ZM0 129H1V126H0ZM57 129V128H56ZM107 129V132H108V136H110V135H116V133H115V130L113 129V128H110V127H108V128H106ZM125 129V128H124ZM134 130H135V132H134V134L136 135V136H142L143 137V135H144V132L143 131H141L140 129H137L136 127H134L133 128ZM154 129L152 128V131L156 134V131H154ZM161 129V128H160ZM165 129H168V128H165ZM234 129V128H233ZM254 129V128H253ZM54 130V129H53ZM136 130H137V132L139 131L140 132V134H142V135H140L139 133H137L136 134ZM164 130V129H163ZM218 130V131H217ZM150 132L151 134L153 133V132ZM159 131V130H158ZM161 131V130H160ZM193 131H196L195 133H193V135H191V134H189V132L191 133V132H193ZM237 131V130H236ZM245 131V130H244ZM251 131H253V130H251ZM132 132V131H131ZM165 132V131H164ZM163 132V133H164ZM238 132L236 133L237 135H238ZM255 132H257V135L255 134L254 135V142L252 143V145L251 146H253V152L255 153V154H257V156L259 155V153H260V151H261V153H262V151H263V153H264V150H261V148L262 147H260V146H258L257 144H258V142L260 141V140H263V139H261L262 137H264V118H262V120H259V123H258V125H257V127H256V131ZM254 132V133H255ZM53 133V132H52ZM159 133V132H158ZM247 133H249L248 131H247ZM57 134V132L55 133V135ZM130 134H132L133 135V133H130ZM129 134V135H130ZM146 134V133H145ZM215 134L217 135V136H215ZM245 134V133H244ZM253 134V133H252ZM251 134V135H252ZM147 135V134H146ZM146 135H144V136H146ZM160 135V134H159ZM165 135V134H164ZM131 136V135H130ZM154 136H156V135H153L152 134V137H153V139H154ZM162 136V135H161ZM170 136V135H169ZM238 136H241V138H242V132H241V135H238ZM244 136V135H243ZM139 137V138H140ZM147 139H150V138H152V137H149L148 135H147ZM164 137V136H163ZM216 137H220V139L221 138H223V139H221V141H219L220 139L219 138H216ZM234 137H235V140H234ZM244 138V137H243ZM59 139V138H58ZM138 139V138H137ZM141 140H140V143H139V140H137L138 141V143L136 144V147H137V145L139 144V147L141 146L140 144H141V142H142V144H145V146H147V150L146 151H148L149 150V152L148 153H150V151H152L151 150V148L153 147H151L150 146V148H149V145H154V144H152V143H150L149 141H151V139L148 141V140H146V138L145 137H143V138H140ZM142 139H145L146 140V142L148 141V145L146 144V142L145 143H143L145 140H143L142 141ZM152 139V140H153ZM219 139V140H218ZM257 139H258V141H257ZM127 140V139H126ZM155 140V139H154ZM153 140V141H154ZM242 140V139H241ZM244 140V139H243ZM61 141V140H60ZM197 141H199V140H197ZM235 141V142H234ZM59 142V141H58ZM127 142H128V140H127ZM136 142V141H135ZM203 142V143H204ZM218 142H219V145H218ZM123 143H126V141L125 142H123ZM154 143V142H153ZM198 143V142H197ZM224 143H225V141H224ZM224 143H222V144H224ZM245 143V142H244ZM59 144H60V142H59ZM62 144V143H61ZM60 144V145H61ZM234 144H231V146H232V148L234 147ZM158 145H159V143H158ZM169 145V144H168ZM196 145V144H195ZM199 145H201V144H199ZM102 146V145H101ZM109 146V145H108ZM123 146V145H122ZM143 146V145H142ZM141 146V147H142ZM144 146V147H145ZM160 146V145H159ZM238 147H239V145H237ZM237 146H235V148L237 147ZM241 146V145H240ZM95 147H96V145H95ZM106 147V146H105ZM128 147V146H127ZM143 147V148H144ZM200 147V146H199ZM63 148V147H62ZM98 148V147H97ZM102 148V147H101ZM100 148V149H101ZM123 148V147H122ZM125 148H126V146H125ZM158 148V147H157ZM231 148V149H232ZM59 149H61V148H59ZM99 149V150H100ZM104 149H106V148H104ZM108 149V148H107ZM112 149V148H111ZM159 149V148H158ZM157 149V150H158ZM220 149H221V151H220ZM231 149H229V150H231ZM56 150V149H55ZM58 150V149H57ZM98 150V149H97ZM118 150H119V152H118ZM125 150V149H124ZM229 150H226L227 152L226 153H229L228 151ZM234 150L235 149H233V150H231L232 152H234ZM21 151V152H20ZM154 151V150H153ZM221 153H220V152ZM240 151V150H239ZM58 152V151H57ZM59 152H60V150H59ZM58 152V153H59ZM79 152V153H78ZM100 152V151H99ZM107 152H108V150H107ZM141 152V151H140ZM154 152H156V151H154ZM165 152V151H164ZM171 152V151H170ZM219 152V153H218ZM232 152H230V153H232ZM241 152V151H240ZM240 152H238V150H237V153H239V154H241ZM84 153V152H83ZM82 153V154H83ZM113 153V152H112ZM145 153V152H144ZM144 153H143V155H144ZM163 153V152H162ZM168 153V152H167ZM225 153V152H224ZM225 153V157H226V155H228V154H226ZM229 153V154H230ZM235 153V154H234ZM233 154L234 155H239V154H237L236 152H234ZM60 154H62V153H60ZM169 154V153H168ZM168 154H162L158 159H157V162H156V159H155V162H156V166L154 167L155 169H156V171L158 172V174H160V172H164V173H166V172H168V175L170 176V177H172V173H171V160H170V157H171V153H170V157H169V155ZM74 155H76V157L78 158V156L77 155H79V157L81 158V159H78V160H74L75 158H74ZM111 155V154H110ZM132 155H133V153H132ZM135 155V154H134ZM142 155V157L144 158L145 156H143ZM146 155V154H145ZM149 155H151V154H149ZM148 154H147V157L149 156ZM153 155V154H152ZM151 155V156H152ZM40 156V157H41ZM63 156V157H62ZM114 156V155H113ZM141 156V155H140ZM144 158V159H147L146 161L148 162V160H151V158H150V156L148 157V158H150V159H148V158ZM169 157V158H168ZM224 157V156H223ZM229 157V156H228ZM74 158V159H73ZM76 158V159H77ZM107 158V157H106ZM251 158V159H250ZM11 159H10V161H11ZM19 159V160H20ZM62 159H63V162H68V161H72V160H74V161H76V163H77V161H78V163H77V165H82V167L84 166V170H83V172H82V175H81V177H79V181H80V183H82V184H84V186H87L88 187V189L87 190H82V188L79 190H77L75 187H74V183H71L70 181H68L69 179H71V178H68L67 176H65L63 173H65L66 171L67 172H70L69 170H65V169H61L60 167H63L62 165H63V163H62ZM204 159V160H203ZM235 159V160H234ZM20 160V161H21ZM187 160V161H188ZM247 162L248 163H250V165H251V163H253V164H256V163H259V157H253V156H250V155H248L247 156ZM19 161V162H20ZM152 161V160H151ZM150 161V162H151ZM207 161V160H206ZM235 161V162H234ZM260 161H261V158H260ZM27 162H28V160H27ZM42 162V161H41ZM226 162V163H225ZM200 163V164H199ZM238 163V164H237ZM28 164V163H27ZM176 164H177V161H176ZM244 164V163H243ZM261 164V163H260ZM12 165V164H11ZM32 165V164H31ZM107 165V166H106ZM245 165V164H244ZM244 165H243V167H244ZM249 165V166H250ZM22 166V165H21ZM38 166V165H37ZM218 166V165H217ZM41 167H43V166H41ZM43 167V168H44ZM143 167V168H142ZM203 167H204V165H203ZM37 168V167H36ZM65 168V167H64ZM58 169H60V170H62V171H65V172H61L60 170H58ZM69 169V168H68ZM73 169V168H72ZM82 169V168H81ZM138 169V170H137ZM174 169V168H173ZM264 169V168H263ZM29 171H31L30 169H28ZM135 170H137V171H135ZM249 170V169H248ZM6 171V170H5ZM192 171H194V172H192ZM240 171V172H239ZM142 172H143V174L146 172V171H139V173L137 172V174H141V176L143 175L142 174ZM148 172V171H147ZM154 172V171H153ZM199 172V173H200ZM149 173V172H148ZM199 173H196V175L195 176H197ZM243 173H244V170H243ZM1 174V173H0ZM10 174V173H9ZM66 174V173H65ZM68 174H73V171L71 172V173H68ZM167 174V173H166ZM218 174V175H217ZM239 174V175H238ZM36 175V174H35ZM114 175V174H113ZM219 175L221 176V179H220V177H219ZM146 176V177H145ZM188 176H190V177H188ZM217 176V177H216ZM256 176V175H255ZM34 177V176H33ZM61 177H65V179H66V181H64L62 184H59V182L57 181L58 179H60ZM71 177V176H70ZM144 177L147 179L148 178V174H144ZM219 177V178H218ZM78 178V177H77ZM174 178V177H173ZM190 178V179H189ZM216 178H218V184H219V180H220V183H222L221 184V187H216V186H214L213 187V185L211 186V185H208V182H211L212 181V183H213V180L214 179H216ZM241 178V177H240ZM255 177H251V179H250V182H249V184H252V183H256V179H254ZM22 179V178H21ZM111 179V178H110ZM136 179V180H135ZM172 179V178H171ZM197 179V180H198ZM212 179V180H211ZM122 180V181H121ZM138 180H140V181H138ZM174 180V179H173ZM194 180V179H193ZM195 180H196V177H195ZM211 180V181H210ZM217 180V179H216ZM214 181V182H217V181ZM113 181V180H112ZM119 181H118V183H119ZM136 181V182H135ZM180 181V180H179ZM201 181V180H200ZM22 182V181H21ZM85 182V183H84ZM108 182H110L109 180H108ZM149 182V181H148ZM152 182V181H151ZM182 182V180L179 182V184L177 183V186L179 185V187H178V189L180 188V183ZM197 182V181H196ZM93 183V182H92ZM95 183V182H94ZM93 183V184H94ZM113 183V182H112ZM141 184V185H142ZM174 184V183H173ZM183 184V183H182ZM184 184H186V185H191L192 186V184H188V183H185L184 182ZM182 185L181 186V189H179V194H183V193H185L183 196H181V198H183V199H180V204L181 205H179L180 207H185V206H187L186 204L187 203H185V202H188L189 200L187 199V201H185L184 199H186V196H187V192H188V190H189V188H190V192H188V194H192V195H196V193L194 194V190L192 191V187L191 186H186V185ZM196 184V183H195ZM217 184V183H216ZM215 183H214V185H216ZM217 184V186H220V185H218ZM236 184V185H235ZM249 184H248V188L246 189V188H242L243 189V191L244 192H248V190L249 189H251L252 190V186L250 187L249 186ZM90 187H89V186ZM109 185V184H108ZM114 185H116V184H114ZM136 185V188L134 187ZM141 185H139V187H141ZM18 186V185H17ZM16 186V187H17ZM151 186V185H150ZM199 185H197V187H198ZM222 186H224L223 188H222ZM240 186V185H239ZM16 187L14 186L13 188H15L16 189ZM32 187V186H31ZM110 187H111V185H110ZM126 187V188H125ZM153 187V186H152ZM254 187V186H253ZM18 188L19 187H17V189H16V191L15 192H17V190H18ZM21 188V187H20ZM20 188H19V191H21L20 190ZM107 188H109V187H107ZM117 188V187H116ZM128 188V189H127ZM134 188V189H133ZM237 188V189H236ZM240 188V187H239ZM264 188V187H263ZM262 188V189H263ZM31 189V188H30ZM113 189V188H112ZM122 189V190H123ZM126 189V190H125ZM139 189H141V188H139ZM153 189V188H152ZM241 189V190H242ZM254 190H255V188H253ZM12 190V189H11ZM108 190V189H107ZM110 190V189H109ZM115 189H113L112 191H114ZM121 190V191H122ZM144 190H145V188H144ZM144 190L142 189L141 190V192H143V193H139V196H140V198L138 199L137 198V202L136 203H134V205L135 204H137L136 205V207L138 206V208H137V210L138 211H142V213H143V218H144V221H147L148 220V215L147 216H145L144 215V208H148V206L146 207L145 205H144V203H146V202H144V200L146 201H150L149 203H151L152 204V202H151V199L149 198V197H147V195L145 196V194H144ZM254 190H252L251 192H252V194L253 193H255L254 192ZM264 190V189H263ZM28 191H29V189H28ZM118 191V190H117ZM140 191V190H139ZM146 191H145V193H146ZM152 191V190H151ZM258 190H256V193L255 194H257L256 196H254L253 195V197H252V200H254V202L252 203V204H250V205H254L253 207H255V213L257 212V205H259V200L260 199H258V198H260L261 196H262V194H264V191L263 192H260V193H262L261 194V196H259V191L257 192ZM13 192H14V190H13ZM38 192V191H37ZM72 192H74V193H72ZM75 192L78 194L75 198L73 197V195H72V198H74V203L73 204H71V203H67V201H68V199H69V194L71 195V193L72 194H74L75 195ZM128 192V193H129ZM175 192V191H174ZM217 192H218V194H217ZM20 193V192H19ZM30 193V192H29ZM46 193V194H47ZM246 193H244V194H241V195H247V197H248V195L250 196V198H251V195L252 194H246ZM14 194V196H15V194L16 193H13ZM17 194H18V192H17ZM198 194H199V192H198ZM200 194V195H201ZM10 195V194H9ZM21 195V194H20ZM200 195H199V197H200ZM233 195V194H232ZM36 196V195H35ZM123 196V195H122ZM141 196H143V198L141 197ZM146 197V199H145V197ZM180 196V195H179ZM185 196V197H184ZM190 196V195H189ZM220 196H221V198L220 199H222V195H221V193H220ZM236 196V195H235ZM243 196V198H245ZM257 196H259V197H257ZM22 197V196H21ZM28 197H29V195H28ZM125 197V196H124ZM124 197H122L123 199H120V200H118V202L117 203H126V202H129L128 200V198L129 197H127L126 196V198H124ZM193 197V196H192ZM198 197V196H197ZM23 198V197H22ZM71 198V197H70ZM71 198V199H72ZM202 198V199H203ZM243 198H241V199H243ZM250 198H248V199H250ZM32 202H31V204H33V202H35V204L36 205H40V204H45V203H43V202H45L42 198L40 199V197L38 196H36V197H34V196H32ZM128 199V200H127ZM132 199H134L133 197L131 198V201H132ZM174 199V198H173ZM196 199V198H195ZM206 199V198H205ZM209 199V200H210ZM155 200V199H154ZM197 200V199H196ZM261 200H264V195H263V197H261ZM136 201V200H135ZM191 201V200H190ZM214 201H218V199H215ZM222 201V200H221ZM243 201V200H242ZM251 201V200H250ZM72 202V201H71ZM195 202V201H194ZM206 202V201H205ZM204 202V203H205ZM208 202V201H207ZM130 203V202H129ZM148 203V204H149ZM184 203H185V205H184ZM189 203V202H188ZM199 203V202H198ZM248 203V202H247ZM261 203H263V207H262V204ZM261 203H260V208L259 209H262L263 208V212H262V210H261V212H257L258 214H257V216H258V218H257V216H256V214L253 212H249L248 214L247 213H245L244 214V217H243V219H241L240 220V223H241V221H242V223L240 224V225H242L243 224V222H251V219L249 220L248 218L249 217H251L252 218V215H255V217L254 218H256L255 220H254V218H252L254 221H256V223L258 224V223H260V226H262V229L264 228V226H263V215H264V201L262 202L261 201ZM31 204L29 203V205L31 206ZM105 204V205H104ZM127 205V207H128V203H126ZM148 204H146V205H148ZM203 204V203H202ZM202 204H200L199 206H200V208H199V211L197 212V210H194L195 211V214H196V212L197 213H199L200 212V215H202V217L201 218H203L204 220H206V223L207 224H210L211 222H210V220H211V218H212V216L214 217V215L213 214H210V213H214V210H216V209H219L217 212H219V213H221L220 215L221 216H223L224 217V212L226 213V211H225V209L223 210V208H224V206H226V205H223V208H222V206L221 207H218L219 206V202H218V208H216L215 209V207H213L212 208V210L213 211H210L211 209H209V213H208V211H206V210H202V207H201V205ZM206 204V203H205ZM222 204V203H221ZM236 204H239L238 202L236 203ZM235 203H233V204H230V205H236ZM18 205V204H17ZM17 205H15V206H17ZM28 205V203L26 204V206ZM27 206V208L28 207H30V206ZM36 205H33L34 206V208H36ZM43 205H41L40 206V208H42L43 207ZM52 204H50V205H44V208H42V209H44V210H47V212H48V214L49 213H51V212H49L50 210L52 211V207L53 206H51ZM79 206V208H82V212H81V209H79L78 207H76V206ZM204 205V204H203ZM229 205V204H228ZM227 205V206H228ZM228 206V211H227V214H229V219H232V218H234L235 217V214H232V218H230V214L232 213H230V208H232V206ZM248 205V204H247ZM256 205V206H255ZM48 206H49V208H48ZM190 206V203L188 204V207ZM191 206H194V205H191ZM205 206V205H204ZM207 206H209V204L207 203V205H206V208H207ZM246 206V205H245ZM45 207L46 208H48V209H45ZM68 207V208H69ZM94 207V210L92 209ZM97 208V211H96V208ZM103 207H104V209H103ZM135 207V206H134ZM133 207V211H134V208ZM151 207L153 208V204L151 205ZM161 207V206H160ZM209 207H212V204H211V206H209ZM236 207L238 208V205H236ZM236 207H233L232 209H233V211H235L236 213H238L237 212V209H234V208H236ZM252 207V208H253ZM155 208V207H154ZM190 208V207H189ZM222 210H221V209ZM226 208V207H225ZM31 209V208H30ZM38 210H39V208H37ZM42 209L41 210H39L38 212L40 213V215H42V214H46L47 212L45 211L44 213H43V211H42ZM50 209V210H49ZM55 209V208H54ZM59 211H61L60 210V208H57ZM56 209V210H57ZM103 209V210H102ZM184 209V208H183ZM200 209H201V211H200ZM227 209V208H226ZM34 210V212L35 213H37V211H35V209H33ZM80 210V211H79ZM116 212H115V211ZM136 210V212H138ZM187 210V209H186ZM208 210V209H207ZM254 210V209H253ZM252 210V211H253ZM42 211V212H41ZM119 211V212H118ZM148 211H151V210H149V208H148V210H147V212L145 213V214H147L148 213ZM202 211H204V212H202ZM205 211H206V213H205ZM224 211V212H223ZM260 211V210H259ZM54 212V211H53ZM201 212H202V214H201ZM241 212V211H240ZM42 213V214H41ZM125 213V212H124ZM123 213V214H124ZM131 213V212H130ZM203 213H205V214H207V216L208 215H210L211 217L210 218H207V219H210V220H208L209 222H207V219H205L203 216L205 215V214H203ZM218 213V214H219ZM252 213V215L250 216L249 214H251ZM25 215V219H27V216L26 215H32L33 216V214H30V212H27V214L26 213H24ZM48 214H47V216H48ZM57 214V213H56ZM62 214V213H61ZM132 214H133V212H132ZM131 214V215H132ZM150 214V213H149ZM179 214V216L177 215V216H175L174 217V219H177L176 221H177V228H178V231L180 232L181 231V233L182 232H185L188 228H190V229H192V233H190V237L191 236H193L194 235V232H195V228L194 227H192L190 224V226L192 227H187V223H189L188 221L189 220H187V217L185 216V218L183 217V215H182V213H178ZM215 214H216V212H215ZM217 214V215H218ZM239 214V213H238ZM51 215V214H50ZM50 215H49V217H47V218H50ZM53 215V214H52ZM197 215V214H196ZM219 215V216H220ZM226 215V214H225ZM233 215H234V217H233ZM30 216H29V218H30ZM31 216V217H32ZM63 216V215H62ZM95 216H97L96 218H95ZM142 216V215H141ZM198 216H199V214H198ZM206 216V215H205ZM242 216V215H241ZM240 216V217H241ZM40 216L38 215V218L37 217H35L36 218V220H38V219H41L42 217L43 218H45L46 219V216L44 215V216H41L40 218H39ZM53 217V216H52ZM52 217H51V219H52ZM119 217H122L121 215L119 216ZM176 217H178V218H176ZM197 216H195V217H192V218H196ZM237 217V216H236ZM239 217V216H238ZM237 217V218H238ZM28 218V219H29ZM32 218H34V216L32 217ZM43 218L41 219L42 221V224H46L47 223V221H48V219H44L45 221H44V223H43ZM91 218V219H90ZM114 218V219H113ZM191 217H188V219H190ZM191 218V219H192ZM199 218V217H198ZM221 218V217H220ZM24 219V220H25ZM58 219V218H57ZM60 219V218H59ZM65 218H64V216L63 217H61V220H59V225L58 226H61V222H62V220H64ZM68 219V218H67ZM87 219H89V220H87ZM97 219V220H96ZM228 219V222L230 221ZM236 218H234L233 219V221L231 220V223H233L234 221H237V220H235ZM240 219V218H239ZM244 219H245V221H244ZM30 220H34V222H35V219H30ZM93 220H91V221H93ZM204 220H202V221H204ZM220 220V219H219ZM227 220V218L225 219V221ZM29 221V220H28ZM39 222H37V225L40 223V220H38ZM57 221V220H56ZM96 221H99V222H96ZM191 221V220H190ZM194 221V220H193ZM197 221H199V220H197ZM202 221H199V222H201V224L200 225H202ZM221 221H224V218L222 219L221 218V220H220V222ZM239 221V220H238ZM238 221L237 222H235L236 224L238 223ZM253 221V222H254ZM30 222V221H29ZM49 222V221H48ZM125 222H126V220H125ZM215 222V223H214ZM227 222V224L228 225H230L229 223ZM252 222V223H253ZM16 223H19L18 221L16 222ZM121 223V222H120ZM119 223V225H121ZM133 223V222H132ZM176 222L174 221V224H175ZM205 223V224H206ZM214 223V224H213ZM225 223V222H224ZM255 223V222H254ZM101 224H98L97 226H100ZM126 224V223H125ZM142 224L145 226V224H146V222H144V223H142L141 222V226H139V230H138V232H140L142 229H144V226H142ZM192 224V223H191ZM199 224H198V226H199ZM205 224H204V226H205ZM206 224V226H208ZM213 226L216 224L217 225V221H215V220H213L212 221V223H211ZM219 224V223H218ZM221 224V223H220ZM245 224V223H244ZM243 224V225H244ZM28 225V224H27ZM84 225H87V226H85L84 227ZM103 225V224H102ZM101 225V226H102ZM104 225V226H105ZM147 225V224H146ZM192 225H194V224H192ZM196 225H197V223H196ZM233 225H234V223H233ZM233 225H230V227L231 228H229V229H234V226ZM239 225V226H240ZM1 226H2V224H1ZM17 226V225H16ZM40 226V225H39ZM44 226V225H43ZM46 226V225H45ZM53 226V225H52ZM83 226V227H82ZM106 226H105V228H106ZM128 226V225H127ZM174 226H176V225H174ZM212 226V227H213ZM227 226V225H226ZM226 226H224L225 227V231L223 232V231H219V230H217V229H214V227L209 231L208 230V228H206V231H203V232H196V233H198V235H197V239H199V241L201 242V240L203 241V244L205 243V241L206 240H208V238H209V236H210V238H211V236H212V238L213 239H215L218 235V232H219V234L221 233V232H223L222 234H228L230 231H229V229H227V227ZM232 226H233V228H232ZM236 226V225H235ZM239 226L235 229V231H237L238 230V232L241 230H239L238 228H239ZM89 227V228H88ZM93 227V226H92ZM121 227H124V226H121ZM129 227H131V226H129ZM143 227V228H142ZM185 227H186V229H185ZM209 227V226H208ZM211 227V226H210ZM210 227H209V229H210ZM215 227H217V226H215ZM220 227V226H219ZM221 227H222V225H221ZM229 227V226H228ZM257 226H254V227H251L249 230H247L246 231V233H245V235L244 236H246V234H247V236H246V238H245V243H248L246 246H250V245H254V244H260V245H264V242H261V240H263L264 239V236H263V234L260 232V229L261 228H259V230H257V228H256ZM41 228V227H40ZM42 228H44V227H42ZM46 228H47V226H46ZM50 228V227H49ZM49 228H47V230H43L41 233H42V235H40L41 237V240L42 241H44L45 242V244L47 243V242H54V240H53V234H52V231H53V229H49ZM57 228V227H56ZM60 227H58L57 228V230H59L60 231V229H59ZM98 229V227H96L95 226V229ZM133 228V227H132ZM240 228H241V226H240ZM3 229V228H2ZM45 229V228H44ZM94 228H92L89 232H91L92 230V233H94L95 231H97V230H95ZM102 228H100V230H99V233H101V230ZM134 229V228H133ZM171 229H172V227H171ZM176 229V228H175ZM223 230H224V228H222ZM95 230V231H94ZM129 230H131V229H129ZM136 230V229H135ZM14 231V230H13ZM18 231V230H17ZM54 231H56L55 230V227H54ZM53 231V232H54ZM173 231H175V230H173ZM188 231H190L189 229H188ZM201 231V230H200ZM226 231H229L228 233L226 232ZM88 232V233H89ZM133 232V231H132ZM171 232V231H170ZM177 231H175V233H176ZM187 232V231H186ZM241 232H242V230H241ZM15 233V232H14ZM13 233V234H14ZM39 233V232H38ZM37 233V234H38ZM96 233V232H95ZM174 233V232H173ZM174 233V235H176ZM217 235L216 237L214 236L215 234ZM231 233H233L232 231H231ZM231 233L229 234V235H231ZM2 234H3V231H2ZM56 234H58V232L56 233ZM130 234V233H129ZM129 234H128V231H127V228L125 227V228H120L119 230H118V232H117V238H122V240L124 239V242H128V239H129ZM172 234V233H171ZM178 234V233H177ZM184 234V233H183ZM222 234H221V238H222ZM237 234V233H236ZM131 235V234H130ZM225 235H223V236H225ZM229 235H227V236H225L226 237V239H224V240H227L228 238V236ZM220 236V235H219ZM218 236V238L219 239H221L220 237ZM231 236H233V235H231ZM237 236V235H236ZM235 236V237H236ZM13 237V236H12ZM133 237H135V235H133ZM230 237V236H229ZM55 238V237H54ZM90 238H91V240H93V241H97L98 240V237L97 236H90ZM136 238H137V236H136ZM139 238V237H138ZM210 238H209V240H210ZM211 238V239H212ZM224 238V237H223ZM241 238H243L242 237V235H241ZM24 239H26V238H24ZM173 239V238H172ZM193 239V238H192ZM212 239V240H213ZM237 239V238H236ZM14 240V239H13ZM130 241L131 240H133L134 241V239H129ZM208 240V241H209ZM223 240V239H222ZM223 240V242H225ZM229 240H230V238H229ZM235 240V239H234ZM25 241V240H24ZM68 241V240H67ZM193 241V240H192ZM211 241V240H210ZM209 241V242H210ZM236 241V240H235ZM238 242H239V240H237ZM237 241H236V243H237ZM241 241H243V239L241 240ZM176 242H177V240H176ZM197 242V241H196ZM212 242H215V243H217L218 241H212ZM222 242V243H223ZM22 243V242H21ZM26 243V242H25ZM51 243H48V245H51ZM178 243V242H177ZM211 243V242H210ZM243 243H244V241H243ZM243 243H242V245H243ZM244 243V244H245ZM35 244V243H34ZM44 244V245H45ZM61 244V242L60 241H58V239L54 242V244L52 243V245H54L53 246V248L55 249H53L52 248V250L51 251H55V252H57V246H59ZM96 243H94V244H90V245H92V246H94V247H96L97 248V246L95 245ZM198 244L199 245H201L202 246V244H200L199 242H198ZM206 244H208V242L206 243ZM218 244H220L219 242H218ZM238 244V243H237ZM47 245V244H46ZM106 245V244H105ZM195 245H197V243L196 244H194V247H195V251H197L198 250V247L197 246H199V245H197V246H195ZM221 245V244H220ZM239 245V244H238ZM237 245V246H238ZM241 245V246H242ZM23 246V245H22ZM26 246V245H25ZM55 246H56V248H55ZM61 246H62V250H59L58 251V253L59 252H61V254L62 253H65V255L66 256H70L71 257V264H102V260H100V259H102L101 258V256H99V257H97V255H95L96 253H93V251H92V247L91 246H89L88 245V247L87 248H83V249H79L78 251H76V253H75V255L73 256L72 255V249H70L68 246L66 247V245H64L63 243L61 244ZM78 246V245H77ZM109 246V245H108ZM201 246H200V248H199V250L201 249ZM209 246V245H208ZM216 245H214V247L213 248H216V247H218V245L215 247ZM236 246V245H235ZM245 246V245H244ZM244 246H243V248H244ZM246 246H245V248H244V250H247L246 249ZM51 247V246H50ZM64 247V248H63ZM203 247V246H202ZM228 248H230L229 246H227ZM226 247V248H227ZM261 247H264V246H261ZM106 248V247H105ZM109 248H111V250H112V248H114V245H112L111 247H109ZM211 248V247H210ZM209 248V249H210ZM225 247H224V250L226 249ZM234 248H237V247H234ZM233 248V249H234ZM242 248V249H243ZM251 248V247H250ZM252 248H253V246H252ZM12 249V248H11ZM30 249V248H29ZM43 249V248H42ZM61 249V248H60ZM197 249V250H196ZM232 249V252L234 253V250ZM241 249V250H242ZM249 249V248H248ZM254 249V248H253ZM47 249L45 248V249H43L42 250V252H39V254L37 255V257L35 256L34 258L32 257H30V260H29V256L30 255H25V251L23 252V251H21V253H19V257H20V255L21 254H24L22 257H21V259L22 260H24V261H20V263L21 264H24V262H25V264H26V262H28V261H30V262H32V264H58L56 261H54L53 259H52V257L51 256H49V255H45V251H46ZM103 250V249H102ZM109 250V249H108ZM107 248H106V250H104V251H102V252H105V253H107ZM110 250V251H111ZM114 250V249H113ZM112 250V251H113ZM115 250H116V252L119 250V249H116L115 248ZM206 250V249H205ZM240 249H238L237 251H239ZM250 250H252V249H250ZM256 250V249H255ZM262 250V249H261ZM16 251V250H15ZM38 251V250H37ZM100 251V250H99ZM110 251H109V253H110ZM112 251H111V255H110V257L113 255L112 254ZM123 251V250H122ZM178 251V250H177ZM176 251V252H177ZM194 251V252H195ZM208 251V250H207ZM206 251V252H207ZM211 251H213V249L211 250ZM210 251V253H213V252H211ZM216 251V250H215ZM236 251V252H237ZM258 251H260L259 249H258ZM33 252V251H32ZM113 252H115V251H113ZM179 252V251H178ZM217 252V251H216ZM235 252V253H236ZM245 252V251H244ZM118 253V252H117ZM117 253H114V254H116L115 256H116V258L118 257V259H119V254L120 253H118V256H117ZM205 253V252H204ZM204 253H203V255H204ZM209 253V252H208ZM248 253V252H247ZM247 253H245V254H247ZM262 253H263V251H262ZM155 254V253H154ZM175 255H176V253H174ZM178 254V253H177ZM181 254H183L182 252H181ZM238 255L240 254V253H237ZM241 254H242V252H241ZM240 254V255H241ZM244 254V255H245ZM64 255V254H63ZM62 255V256H63ZM107 255H108V253H107ZM106 254L104 255L105 257L107 256ZM145 255V254H144ZM206 255V257H208L207 255L208 254H205ZM215 255H217V254H215ZM239 255V256H240ZM260 255H262V254H258L257 256H249V259H251V258H254V259H252V260H257V259H259L260 261H258L257 260V262H258V264H264V258H262V259H260L261 257H260ZM25 256H27V257H25ZM61 256V255H60ZM193 256V254L191 255V257ZM242 256V255H241ZM248 256V255H247ZM247 256H245L246 257V259H247ZM109 257V256H108ZM112 257H114V255L112 256ZM154 257V256H153ZM153 257H150V258H153ZM205 257V258H206ZM26 258H28V259H26V260H28V261H25V259ZM55 258V257H54ZM67 258V257H66ZM98 258H100L99 260H98ZM115 258V259H116ZM145 258H147V257H145ZM195 258V257H194ZM204 258V261H206V259ZM209 258H210V256H209ZM209 258H207V261H209L208 259ZM103 259H104V257H103ZM106 259V258H105ZM114 259V258H113ZM238 259V258H237ZM58 260H60V259H58ZM62 260V259H61ZM110 260H112V258H110L109 259V262L112 264V263H114L115 261H116V263H114V264H121L122 263V260H121V262L119 261V260H112V261H110ZM228 260V259H227ZM5 261H6V259H5ZM14 261V260H13ZM107 261V260H106ZM117 261H119V262H117ZM207 261H206V264H207ZM211 261V260H210ZM208 262V264L209 263H212V262ZM242 261V260H241ZM251 261V260H250ZM8 262H9V260H8ZM30 262H28L29 264H30ZM145 262H146V260H145ZM244 262V261H243ZM256 262V261H255ZM164 263V262H163ZM201 264H205V262H203L202 263V261L200 262ZM242 263V262H241ZM245 263V262H244ZM11 264H12V262H11ZM65 264V263H64ZM220 264V263H219ZM257 264V263H256Z\"/></svg>",
    "mask_w": 264,
    "mask_h": 264
},
{
    "label": "crops",
    "instance_id": "3",
    "mask_svg": "<svg viewBox=\"0 0 264 264\" xmlns=\"http://www.w3.org/2000/svg\"><path fill=\"white\" fill-rule=\"evenodd\" d=\"M210 104H211V98L208 95H202L200 98L196 100L189 101V105L191 109L196 112H201V111L203 112L207 110ZM190 124H191V121L189 117L185 114V112L180 111L178 115L176 116L175 120L173 121V123L171 124L170 132H169L170 137H172V139L174 140H178L180 136H185V132ZM201 151L206 152L205 149H202ZM58 155L61 156V155H64V153L62 152V154H58ZM62 163H63L62 165L63 167H60V168L65 169V170L67 169L70 172H67V171L65 172L60 169L58 170H60L61 172H65L66 174L65 173L63 174L67 176L68 178L74 179L76 182H79V176H81L84 170V166L82 167L83 164L77 165L76 162L72 161L69 163L65 162L67 165L65 166L63 159H62ZM260 167L264 168V162L261 161ZM243 170H244V175L242 178H240L242 179L241 182L243 185H248L251 177L252 178L255 177L254 179H256V183H252V184H259V183L264 182V173H261V172L257 173L255 169H252L251 174H250L251 177H249V174H248L249 172L245 166L243 167ZM72 171H73V174H68V173H71ZM219 172L220 174L224 173L223 171H219ZM236 178L238 179V177ZM148 183L150 187L149 188V192H150L149 198L152 201L153 208H152V213L149 218V222L147 224V228L144 231L148 233V242L150 244V248L163 249L165 251V254H168L174 247L173 239H174L175 231L173 230H175V228H174L173 222H174V217H175V212H176V200H177L175 196V192H174L175 188H174V185L171 183L170 178H168L167 176H162L158 173L153 174L150 177ZM230 193L231 192H229L227 195L228 198L226 199L225 205H228V204L230 205L233 202L229 197ZM179 199H182V198H179ZM244 213H249V211L247 209L243 211L241 214L242 215L241 219H243ZM252 226L253 225H250L247 230H249ZM218 230L221 231L220 229ZM260 232L264 234V228L260 229ZM63 254L65 255V253L61 254V252L59 253L52 252L51 257L58 264H64V263L71 264L72 262L71 257L69 255L64 256ZM152 254L156 255L158 253L152 252ZM234 262H235L234 258L231 256V254H228V255L222 256L220 258L219 263L220 264H234ZM187 264H192V263L188 261Z\"/></svg>",
    "mask_w": 264,
    "mask_h": 264
}]
</instances>
